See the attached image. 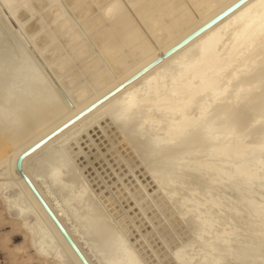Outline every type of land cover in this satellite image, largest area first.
I'll use <instances>...</instances> for the list:
<instances>
[{
    "label": "bare ground",
    "instance_id": "6f19581e",
    "mask_svg": "<svg viewBox=\"0 0 264 264\" xmlns=\"http://www.w3.org/2000/svg\"><path fill=\"white\" fill-rule=\"evenodd\" d=\"M63 2H64V4L66 5H64L65 7H69V9H72V13H74L75 14V19L76 20H78V23H76V24H78V27H76V29H72L74 26L70 23V20H68L67 18H65V17H63V16H65V12H63L62 11V14H61V9H60V6H55L52 2H51V0H0V6L6 11V13H8V15H11V17H12V19H11V21L14 19V21L15 22H17L18 23V25L19 26H21V30H22V32L23 33H25V34H27V38L30 40V38H31V40L32 41H30V42H32L31 43V46L34 48L33 50H35L36 52L35 53H40V59H41V61H42V63L43 64H46L47 66L49 65V71H50V74H51V76H52V78H54L55 80L56 79H58V77L60 78V76H61V74L63 73L64 74V72H65V70H64V67L66 68V66H67V68L68 67H71L72 68V65H73V67L75 68V66H77V64H79L80 66L78 67L77 66V68H80V70H81V72L78 70V69H74V71L76 72V70H78V72H80V73H82V75H84V79L83 78H81L82 76L80 75H78L80 78H78L77 77V74L76 73H78V72H76V73H74V71L72 70V74H75L76 75V77H74L75 75H73V77L72 78H75L76 80L77 79H80V80H82L83 79V81H85V82H83L82 83V81H81V84H77L76 85V81H75V79H74V83L72 82V78H71V75L67 78V76H68V74L70 73H68V71H69V68H68V70H67V73L68 74H64V76L65 77H61L62 79H60V81H59V83H58V85L61 87V89L63 90V92H65V93H67L68 92V96L67 97H69L68 99H70L71 100V102H73L74 103V105H76L75 103H77V105L79 104V103H81V105H79L78 107V109L74 112V114H72L71 116H67L68 118L70 117H73L76 113H78L79 111H81L82 109H84L87 105H89L90 103H92L93 101H95L96 99H98V98H96L95 100H93V101H91V102H89V103H87L89 100H90V98L91 97H93V95L96 93L95 91H97V90H99L100 88H103V87H107V90L104 92V94L106 93V92H108V91H110L111 89H113L115 86H117L119 83H121L122 81H124L125 79H127L128 77H130L131 75H127L125 78H123V79H121L120 81H117V82H115V83H113L112 84V82H113V80H115L116 79V77L117 78H119L125 71H127L130 67H134V66H132L133 65V63H134V65L136 64V63H138V69L136 70V71H138L139 69H141L142 67H144L146 64H148L150 61H152L153 59H155L156 57H158V56H160V54L164 51H166L167 49H169L171 46H173L174 44H176L177 42H179L181 39H183L184 37H186L187 35H189L191 32H193L194 30H196L198 27H200L201 25H203L204 23H206L207 21H209L211 18H213L215 15H217L218 13H220L222 10H224L226 7H228V6H230L232 3H234L236 0H62ZM56 2H57V0H56ZM54 3H55V0H54ZM58 3V2H57ZM247 3V2H246ZM59 4V3H58ZM245 4V3H244ZM249 4V5H248ZM60 5V4H59ZM248 5V6H247ZM263 6V9H264V0H249V3H247L246 4V6H247V10H249L250 9V12L248 13V14H250V13H254L255 11V9L253 10V12H251L252 10H251V8H256L255 6ZM246 6H243V8L242 9H244ZM257 6V7H258ZM0 7V8H1ZM45 10H44V9ZM47 8V9H46ZM262 8V7H261ZM41 9H43L44 10V13H43V15H41L42 13H40V15L41 16H43V21H44V23H45V25H42V26H47V28H49V31H45L44 29L45 28H43V27H41L45 32H47L46 34H41L40 32H42L43 30L41 29V28H38L39 27V24H41L40 22H42V21H40L39 20V18L42 20V18H41V16L38 18V20L40 21L39 22V24H38V26L36 27L35 26V20L33 19L34 18V16H35V13L37 12V10H41ZM63 9V8H62ZM69 9H68V11H69ZM240 9V8H239ZM242 9H240L239 10V12H240V14H241V16H243L242 14H244L245 13V11H247L246 9H244V10H242ZM258 8H256V11H259V10H261L260 9V7H259V10H257ZM241 10H242V13H241ZM42 11V10H41ZM40 11V12H41ZM263 12L261 13H259L260 15L258 16V17H256L257 16V14H256V16H255V13H254V15L253 16H255V18H252V14H251V18L252 19H254V20H250L249 21V24L247 25V23H248V20L249 19H251L250 18V15H249V18H246V20H245V23H246V26H247V31L245 32L244 30H242V31H244L245 33H243L242 31V33H240V34H237V33H235L236 35H234L233 34V36L231 37V38H226L227 37V35L225 36V34L227 33H225V34H218L217 32H218V29H223V27L221 26L220 28H219V25L220 24H222L227 18H223L222 20L223 21H220L219 22V24H215V26H212V28L211 29H208V31H206L204 34L202 33V35H201V37H202V39H203V36H205V35H207V37L203 40V41H199V44H198V46L192 51V50H189V51H191V52H189V51H187V49H188V47H189V45H186V47H183V49L181 48V50H179L178 51V53L177 54H179V56H180V53H181V56H185L186 55V53L188 52V56H186V57H188V62L190 61L191 62V66H193L192 67V69H193V71H192V69H191V71H192V73L191 74H193L192 76H193V80L195 81V82H197L199 79H200V76H201V72L203 71V72H205V74H208V79H209V77L210 78H214L215 77V75H217V71H214L215 69L214 68H212V67H214V66H212L211 65V61L209 62V59L210 58H212V57H214V56H212L213 54L216 56V52L215 51H217V48H219L220 46H222L223 47V43H224V40H226V41H228V43H229V40L228 39H230V42L231 43H233V44H231L230 46L231 47H233L234 49H236L235 50V52H236V54H243V51L245 50H249V53H250V51L251 52H253V53H251V54H253L252 56L249 54V56H250V58H249V62H248V64L247 63H245V64H243L242 62H240L239 61V59H238V61L242 64V66L243 65H245V66H243V68L245 69V68H248L247 70H246V73L244 72L245 70H243V71H241V69H243V68H240V67H242V66H240L239 68H240V70L238 69V70H236V66H237V68H238V62H237V64H236V62H235V67L233 68V70L235 69V74L234 75H237V73H241L242 72V75H240L239 76V74L236 76L237 77V79L235 80L234 78H233V76H232V73H233V70L232 71H228L227 70V72H226V70H225V72H223V70H222V72H223V76L221 75L220 77H218V78H220V79H218V78H216L215 77V79L214 80H216V79H218L220 82H222V85H224V86H229L230 85V82H231V85H230V89L231 88H233V87H231V86H234L233 84H234V81H236L235 83L236 84H238V86H235L233 89H234V91L233 90H231L232 92L230 93V91H228V92H226L225 91V93L227 94H224L225 96H220V97H222V98H219V97H216V98H219L220 100H215V101H218L217 103L218 104H216L215 105V103H213L216 107H214L215 109H212V107L209 109V110H212L211 111V113H210V111L208 110V107H207V110L209 111V114H206L207 116H209V117H206L205 116V118L204 117H202V118H204V121H206V118H210V119H214L213 121H215V120H218V121H216V122H218V123H215V122H213V123H215L216 125H214L215 127L212 129H209V126H208V128H206V129H204V128H201L200 129V127L202 126V124H201V126L200 127H198V126H196L197 127V129H195V131L193 130H191L192 131V133L188 130V132H190L189 133V135H190V138H192V141H194L195 143H197L198 141H203L202 139H204V140H206L205 138H206V136H205V138H203L204 136L203 135H207L208 134V136H209V134L211 135V139L213 138V140H214V138L216 137H214V136H212L213 134H214V132H215V134H221V133H219L220 132V129L223 127V126H228L231 130H225V128H227V127H225L224 129H223V131L225 130L226 131V133H227V135H224L223 133H225V131L221 134V137L220 138H222V144H224V140L226 141V139L228 138H230V139H232L233 138V135H231V132H233L232 130H236V128H237V126H241L242 125V123H243V120H245L246 121V119H248L249 118V116L251 115V114H253V115H251V116H255L254 114H256V115H258V117H259V115L261 116V120H259V118H258V120L261 122H259L260 124L258 125L257 123H255L256 124V126H251L252 124H250V126H248V127H262L263 125H264V81L263 82H256V83H250V86L251 87H253V90L251 91L250 90V92L248 91V92H244V90L243 89H245L244 88V85H243V83H246V82H248V80L249 79H251L252 77H255L256 75H258L259 73H261V74H264V61H262L261 59H263V57H264V42H262L263 41V39L262 38H264V10H262ZM39 12V11H38ZM70 12H71V10H70ZM234 12V11H233ZM238 12V11H237ZM248 12V11H247ZM37 14V13H36ZM64 14V15H63ZM231 14V13H230ZM240 14H238V15H240ZM63 15V16H62ZM72 15V14H71ZM245 15V17H246V13L244 14ZM228 16V15H227ZM233 16V15H232ZM231 16V17H232ZM234 16H236V13L234 14ZM241 16H239L240 18H241ZM90 17V18H89ZM230 17V18H231ZM237 17V16H236ZM235 17V19H237ZM244 17V16H243ZM244 17V18H245ZM247 17H248V15H247ZM69 18V17H68ZM74 18V17H73ZM240 18H238L239 20H240ZM231 19H233V18H231ZM231 19H229V20H231ZM234 19V20H235ZM242 19V18H241ZM75 20V21H76ZM228 20V21H229ZM239 20H238V22H239ZM244 20H243V26L244 27H246L245 26V24H244ZM72 22V21H71ZM77 22V21H76ZM226 22V21H225ZM236 22V21H235ZM231 23V22H230ZM237 23V22H236ZM240 23V22H239ZM10 24V23H9ZM12 24V23H11ZM228 24V23H227ZM224 25H225V23H224ZM234 25H236V24H234ZM240 25V24H239ZM12 26V25H11ZM41 26V25H40ZM71 26H72V28H71ZM226 26V25H225ZM232 26H233V22H232ZM242 26V27H243ZM74 27V28H75ZM229 27H231V26H229ZM232 28V27H231ZM234 28H236V27H233V29H230V30H235ZM238 28V27H237ZM239 28H241V27H239ZM238 28V29H239ZM38 30V33L37 32H35L36 33V35L34 34V32L33 31H37ZM224 29H225V27H224ZM228 29V28H227ZM228 29V30H229ZM243 29V28H242ZM245 29V28H244ZM40 30H42V31H40ZM226 30V29H225ZM229 30V32L231 33L232 31H230ZM246 30V29H245ZM19 31H20V29H19ZM18 31V32H19ZM42 32V33H45V32ZM221 31V30H220ZM223 31V30H222ZM236 31H237V29H236ZM235 31V32H236ZM33 32V33H32ZM225 32V31H224ZM223 32V33H224ZM238 32H239V30H238ZM21 33V32H20ZM216 33H217V35H216ZM234 33V32H233ZM19 34V33H18ZM17 34V35H18ZM22 34V33H21ZM34 34V35H33ZM22 35H24V34H22ZM30 35H33V36H30ZM229 35V34H228ZM260 35H261V37H260ZM65 36V38H63ZM230 36H231V34H230ZM17 37V36H16ZM23 37H25V36H23ZM201 37H200V40H201ZM257 37L259 38V39H261V41L259 40V39H257ZM63 38V40H60V39H62ZM89 39V40H88ZM197 39V38H196ZM256 39H257V41L259 40L262 44L261 45H263V46H261V45H259L260 44V42H259V44H256V46H252L253 45V42H254V40H255V42H257L256 41ZM19 40H21V39H19ZM58 40V41H57ZM199 40V39H198ZM58 42V43H56V42ZM86 41H90V43L93 45V47L95 48V52H93L94 54H92V52H90V50H91V48H90V50L88 49V44L86 43ZM225 41V42H226ZM19 42V41H18ZM22 42V41H21ZM60 42V43H59ZM195 43H197L196 41H194ZM54 43V44H53ZM56 43V44H55ZM191 43H192V41H191ZM227 43V42H226ZM193 45H194V43H192ZM255 44V43H254ZM61 45H63L62 47H59V46H61ZM88 45V46H87ZM192 45V46H193ZM227 45H229V44H227ZM261 46L262 47V49H263V51H262V53L260 52V51H257V49L256 48H258L257 46ZM191 46V45H190ZM191 46V47H192ZM196 46V45H195ZM224 46H226V45H224ZM65 47V48H64ZM68 49H67V48ZM189 48V49H192V48ZM254 47V49L258 52V53H261L262 55H263V57H262V55L261 54H255V52L251 49V48H253ZM62 48H64V49H67V50H69V52L71 51V53H68V54H65L64 55V57H65V59L64 58H62V60H60V61H57V60H54L55 59V57H57V55L58 54H60V50L62 51ZM221 48V47H220ZM226 48V47H225ZM229 48V50H230V47H228ZM260 48V47H259ZM258 48V49H259ZM63 49V50H64ZM166 49V50H165ZM234 49L232 50L231 49V51H234ZM222 50V49H221ZM224 50H226V49H224ZM223 50V52H227V50L226 51H224ZM125 51L127 52L126 54H125ZM162 51V52H161ZM244 51V52H245ZM63 52V51H62ZM66 53L68 52V51H65ZM218 52V51H217ZM234 52V53H235ZM123 53H124V55H123ZM229 53V52H228ZM246 53V52H245ZM248 53V52H247ZM218 54V53H217ZM220 54H222V53H220V50H219V56H221ZM224 54H226V53H223V55ZM175 55V54H174ZM174 55H171L170 57H168L167 59H165L164 61H162L160 64H158L157 66H155L154 68H152L150 71H148L146 74H144V75H142L140 78H138L137 80H135L134 82H132L130 85H128V86H126L123 90H121L119 93H117L116 95H114L113 97H111L110 99H108L107 101H105L104 103H102L99 107H97L95 110H93L92 112H90L88 115H86L85 117H83L82 119H80L78 122H76L75 124H73L71 127H69L67 130H65L64 132H62V134L59 136L58 135V137H57V140H55L56 138H54V140L52 141L51 140V142H49L46 146H44L43 148H42V150H39L36 154H34V155H37L38 154V156L36 157V159L34 158L33 159V161L34 162H36V163H38V165L40 164V165H42L43 164V167L44 166H46L47 168H48V171H49V166H47V165H50L51 164V161H53L51 158L52 157H55L56 156V154L55 155H52L53 153H55L56 151H57V148L59 147L60 148V146L61 145H63L65 142H66V140L69 138V137H71V136H74L75 134H77L81 129H82V127L84 128V125H89L88 127H86V128H84V130L83 131H85V129L86 130H89L88 128H92L93 126H95V124L97 125L98 123V121L101 119V120H103L102 118H103V116H105V115H102V114H104L105 112L107 113V112H109V110L114 106V104L116 103V100L117 99H119L120 98V96L121 95H123L125 92H127V91H130L132 88H134V86L135 85H138V83H139V81H141L142 79H144L146 76H148L149 74H151L148 78H146V79H144V81H145V83H146V81H148V80H150V79H153L154 80V78L156 79V77H160V76H158V74L160 75V73L161 72H159L158 70L157 71H155L160 65H164V64H166V63H168L170 60H172V58L174 57ZM231 56L232 55V57H228V56ZM229 55L227 56L229 59H231V58H234L233 57V54H231V52L229 53ZM238 55H235L234 54V56L236 57V56H238ZM244 55V54H243ZM243 55H242V58H243ZM256 55L257 56H259L260 57V55H261V61L262 62H260L259 61V59H258V57H256ZM59 57H60V55H58ZM71 56H74V58L73 57H71ZM177 56V55H176ZM175 56V57H176ZM180 56V57H181ZM212 56V57H211ZM226 56V55H225ZM224 56V57H225ZM240 56V55H239ZM248 56V55H247ZM58 57V58H59ZM67 57V58H66ZM174 57V59H176V58H178V56L175 58ZM179 57V58H180ZM215 58V57H214ZM223 58V57H222ZM228 58H226V59H228ZM239 58H241V57H239ZM241 58V59H242ZM257 58V59H256ZM61 59V58H60ZM173 59V60H174ZM182 59H185V57H183ZM181 59V60H182ZM215 59H218V58H215ZM215 59H213V61L215 60ZM225 59V60H226ZM228 59V64H229V61H230V64L231 63H233L232 61L234 60H229ZM237 59H235V60H237ZM59 60V59H58ZM176 60H178V59H176ZM176 60H175V62H176ZM187 60V59H186ZM218 60H222V59H218ZM224 59L222 60V63L224 62V63H226L227 62V60L225 61ZM243 60V59H242ZM241 60V61H242ZM56 61V62H55ZM131 61H132V63H131ZM217 61V60H216ZM214 62V64L216 63L217 64V62H219V61H217V62ZM258 61L260 62L259 64H260V69L257 71L256 70V66L258 65L257 63H258ZM131 64H130V63ZM140 62H142L141 64H139ZM171 62H173V61H171ZM185 62V61H184ZM184 62H180V63H184ZM102 63L106 66V69L108 70L107 72H106V70L105 71H103V70H101V66H103L102 65ZM129 63V64H128ZM178 63H179V61H178ZM213 63V62H212ZM221 63V62H220ZM220 63H218V64H220ZM262 63V64H261ZM74 64H75V66H74ZM169 65H170V63H168ZM175 64V63H174ZM186 64H188V63H186ZM137 65V64H136ZM171 65H172V63H171ZM170 65V66H171ZM263 65V66H262ZM105 66L103 67V69L105 68ZM164 66H167V65H164ZM169 66V67H170ZM177 66H178V64H177ZM183 66V65H182ZM182 66H179L180 68L182 67ZM189 66V65H188ZM188 66H186V67H188ZM190 66V67H191ZM215 66H218V65H215ZM224 66V65H223ZM230 66V65H229ZM228 66V68H229V70H230V68L231 67H229ZM231 66H234V63H233V65L231 64ZM259 66V65H258ZM258 66H257V68H258ZM169 67H167L168 69H169ZM175 66L173 65L172 67H170L173 71H172V73H174L175 71V69H173ZM184 67V66H183ZM220 67H222V66H219L218 68L220 69ZM225 67L227 68V66H226V64H225ZM224 67V69H226ZM70 68V69H71ZM165 68V67H164ZM163 68V69H164ZM166 68V69H167ZM176 68V67H175ZM215 68H217V67H215ZM3 69V68H2ZM167 69V70H168ZM171 69H170V71H171ZM179 68H177V70H178ZM184 69H186V68H184ZM183 69V70H184ZM214 69V70H213ZM223 69V68H222ZM167 70H166V72H167ZM177 70H176V72H177ZM188 70H190V69H188ZM221 70V69H220ZM6 71V70H5ZM181 71H182V69H181ZM186 71V70H185ZM219 71V70H218ZM236 71H238V72H236ZM7 72H9V71H7ZM109 72V73H108ZM164 72V71H163ZM180 72V71H179ZM179 72H177L178 74H179ZM188 72V71H187ZM190 72V71H189ZM188 72V73H189ZM216 72V74L215 75H212L213 73H215ZM220 72V71H219ZM218 72V74L220 75V73ZM230 72H232L231 74H230ZM244 72V73H243ZM258 72V73H257ZM6 73V72H5ZM95 74L96 73V75L95 76H93L94 77V82H89V81H87V77L85 78V76H89L90 74ZM110 73L112 74V76H110ZM135 73V72H134ZM169 73V72H168ZM167 73V74H168ZM176 73V74H177ZM181 73V72H180ZM186 73V72H185ZM227 73H229L232 77H230V78H233L234 79V81H233V84H232V80H230L229 79V85H228V82H227V84L225 85L224 83H223V81H221V79H222V77L223 78H225V80H227L228 78H229V76H227V75H229V74H227ZM10 74V73H9ZM8 74V75H9ZM71 74V73H70ZM79 74V73H78ZM166 74V73H165ZM166 74V75H167ZM170 74V73H169ZM204 74V73H203ZM226 74V75H225ZM1 75V74H0ZM8 75H5V76H7L8 77ZM161 75H163V76H165L164 75V73L163 74H161ZM172 75V74H171ZM181 75V74H180ZM180 75H176L177 77L179 76L180 77ZM187 75H190V74H187ZM218 75V76H219ZM162 76V79L164 78ZM168 76V75H167ZM183 76V75H182ZM192 76H190V77H192ZM204 76H207V75H204ZM212 76V77H211ZM7 77L5 78V80L7 79ZM17 77V76H16ZM91 77V76H90ZM166 77V76H165ZM172 77H175V74H174V76H172ZM187 77V76H186ZM228 77V78H227ZM235 77V78H236ZM2 78V77H1ZM3 78H4V76H3ZM18 78V77H17ZM92 78V77H91ZM91 78H90V80H91ZM181 78V77H180ZM179 78V80H181ZM184 78V77H183ZM182 78V79H183ZM189 78V77H188ZM12 79V78H11ZM20 79V78H19ZM72 79V80H71ZM160 79V78H159ZM190 79V78H189ZM206 78H204V80H205ZM21 80V79H20ZM79 80V81H80ZM117 80V79H116ZM174 80H176L175 78H174ZM2 81L3 80H1V83H2ZM7 81V80H6ZM12 81V80H11ZM177 81V80H176ZM188 81H190V80H188ZM199 81H201V80H199ZM207 81V80H206ZM209 81H210V79H209ZM16 82V81H15ZM14 82V84L13 85H17V83H15ZM155 82V81H154ZM158 81H156V83H157ZM205 82V81H204ZM213 82V81H212ZM214 82H216V81H214ZM4 83V82H3ZM21 83H22V81H21ZM150 83V82H149ZM148 83V84H149ZM175 83V82H174ZM194 83V82H193ZM199 83V82H198ZM201 83V82H200ZM208 83V81L206 82V84ZM216 83H218V82H216ZM10 84V83H9ZM26 84V83H25ZM74 84V85H73ZM153 84V83H152ZM155 84V83H154ZM173 84V83H172ZM172 84H171V86H172ZM186 84V83H185ZM203 84V83H202ZM212 84V83H211ZM215 84V83H214ZM235 84V85H236ZM252 84V85H251ZM151 85V84H150ZM174 85V84H173ZM190 85V84H189ZM189 85H188V90H189ZM197 85V84H196ZM201 85V84H200ZM199 85V86H200ZM205 85V84H204ZM204 85H202V87L204 86ZM219 85H221V83L220 84H216V87H217V89H218V91H219V87H222L223 88V86H219ZM5 86V85H4ZM179 86V85H178ZM182 86V85H181ZM185 86V85H184ZM193 86H194V84H193ZM198 86V85H197ZM196 86V87H197ZM206 86V85H205ZM204 86V87H205ZM211 86V85H210ZM213 86V85H212ZM215 86V85H214ZM227 86H226V88H227ZM7 87H9V86H7ZM24 87V86H23ZM187 87V86H186ZM191 87V86H190ZM11 88H12V86H11ZM27 88H28V86H27ZM175 88V87H174ZM194 88H195V86H194ZM193 88V89H194ZM207 88V87H206ZM208 88L209 89H211L209 86H208ZM214 88V87H213ZM222 88H220V89H222ZM229 88H228V90H229ZM4 89V88H3ZM173 89V88H172ZM178 89V88H177ZM202 89H204V88H202ZM201 89V90H202ZM8 90V89H7ZM14 89H12L11 91H13ZM24 90V89H23ZM29 90V89H28ZM27 90V91H28ZM180 90V89H179ZM191 90H192V88H191ZM191 90H189V91H191ZM195 90H196V88H195ZM194 90V91H195ZM200 90V89H199ZM208 90V89H207ZM224 90H226V89H224ZM4 91V90H3ZM26 91V92H27ZM134 91V90H133ZM181 91V90H180ZM188 91V92H189ZM194 91L192 90V92H190V93H185L182 97H183V99H182V101L181 100H179V101H181V105H179V107H177V109H173V108H168L167 109V111L168 112H173V114H178V116H181L180 114L184 111V107H185V105H187L189 102H190V100H192V99H194L195 100V98H193L192 96H193V94H195L194 93ZM203 91V90H202ZM212 91H215V90H213L212 89ZM211 91V92H212ZM5 93L6 92H8V93H11V92H9V91H4ZM20 93L22 92V91H19ZM32 92V91H31ZM95 92V93H94ZM132 92V91H131ZM173 92V91H172ZM187 92V91H186ZM203 92H205V91H203ZM208 92V91H207ZM220 92V91H219ZM1 93H2V95H3V92H0V100H1V98H2V96H1ZM8 93H6L5 95L7 96V97H10L9 95H11V94H9L8 95ZM19 93V94H20ZM128 93H130V92H128ZM135 93V92H134ZM182 93V92H181ZM197 93V92H196ZM209 93V92H208ZM213 93V92H212ZM223 93V92H222ZM18 92L16 93V96L18 97ZM28 94V93H27ZM27 94H25V95H27ZM33 94V93H32ZM103 94V95H104ZM205 94V95H204ZM204 94H202L203 95V98L205 97V96H208L207 95V93L205 92ZM13 95H15V91H14V94H12L11 96L13 97ZM29 95V94H28ZM131 95H132V93H131ZM181 95V94H180ZM199 95V94H198ZM220 95V94H219ZM5 96V97H6ZM29 96H31V95H29ZM129 96V95H128ZM211 96V95H210ZM16 97V98H17ZM22 97V96H21ZM23 97H25V96H23ZM27 97V96H26ZM132 97H134V96H132ZM199 97H201L200 95H199ZM211 97H213V96H211ZM15 98V97H14ZM14 98H12V99H14ZM128 98V97H127ZM135 98V97H134ZM192 98V99H191ZM208 98V97H207ZM210 98V97H209ZM6 99V98H5ZM5 99L3 98V102H4V106H5ZM20 99V98H19ZM19 99H15L16 101L17 100H19ZM215 99V98H214ZM14 100V101H15ZM26 100H27V98H26ZM40 100V99H39ZM69 100V101H70ZM197 100V99H196ZM198 100H199V98H198ZM205 100V99H204ZM210 101H212L211 99H209ZM208 100V101H209ZM2 101H0V103H3ZM7 101H8V99H7ZM9 101L10 102H12L11 101V98L9 99ZM8 101V102H9ZM159 101V100H158ZM178 101V102H179ZM202 101V100H201ZM206 101V100H205ZM205 101H204V103H205ZM208 101H207V103H208ZM228 101V102H227ZM84 102V103H83ZM131 102V101H130ZM169 102V101H168ZM167 102V103H168ZM177 102V103H178ZM193 102V101H192ZM87 103V104H86ZM127 103H128V101H127ZM132 103V102H131ZM160 103V102H159ZM170 103V102H169ZM202 103V102H201ZM210 103V102H209ZM224 103V105H220V104H223ZM8 104V103H7ZM13 104H19V102L17 101V103H15V102H13ZM13 104H10L9 103V105H10V107L12 106V109L9 111H7L6 109H9V107H7L6 108V106H5V111L6 112H9V114L8 113H6V112H3L4 113V116L7 114V117L5 116V119H7L8 117H11L12 116V114L14 113L15 114V116H16V122H17V120L20 122V119L22 118L23 119V117H22V115H20L21 113H23V114H25L24 113V111L23 110H21V109H19V108H22L23 109V106H18L19 108H17L15 105H14V107H16V109L18 110H16V111H14L13 109H14V107H13ZM22 104V103H21ZM72 104V103H71ZM134 104V103H133ZM149 104V103H148ZM156 104V103H155ZM165 104V103H164ZM172 104V103H171ZM179 104V103H178ZM190 104V103H189ZM211 104V103H210ZM212 104V106H214ZM8 105V106H9ZM22 105H24V104H22ZM29 105V104H28ZM34 104H32L31 106H33ZM36 105V104H35ZM73 105V104H72ZM121 105V104H120ZM123 105H126V104H123ZM151 105H153V103L151 104ZM157 105V104H156ZM167 105V104H166ZM166 105L164 106V107H166ZM173 105V104H172ZM172 105H171V107H172ZM201 105H203V103L201 104ZM205 105V104H204ZM209 105V104H208ZM3 106V104L1 105L0 104V109H1V111H0V114H1V112L2 111H4L2 108ZM30 106V105H29ZM158 106H159V104H158ZM157 106V107H158ZM160 106H161V103H160ZM177 106V105H176ZM190 106V105H189ZM34 107V106H33ZM46 107V106H45ZM115 107V106H114ZM117 107V106H116ZM129 107V106H128ZM155 107V106H154ZM156 107V108H157ZM162 107V110H164L163 108V106H161ZM167 107H170V105L169 106H167ZM188 107V106H187ZM36 108V107H35ZM51 108V107H50ZM124 108V107H123ZM122 108V109H123ZM126 108V107H125ZM152 109H153V107H151ZM190 108V107H189ZM198 108V107H197ZM196 108V109H197ZM200 108H201V106H200ZM25 109V108H24ZM27 109V108H26ZM29 109H31V108H29ZM117 109V108H116ZM148 109V108H147ZM150 109V108H149ZM14 112H13V111ZM22 112H21V111ZM37 110V109H36ZM47 110V109H46ZM45 110V111H46ZM50 110V109H49ZM156 110V109H155ZM166 110V109H165ZM245 111V113L243 114V116L241 115V117H242V119H240V120H235L234 119V114H236V113H238L239 111ZM246 110L248 111V112H246ZM12 111V112H11ZM20 111V112H19ZM27 111H28V109H27ZM111 111V110H110ZM113 111V110H112ZM124 111H125V109H124ZM139 111H142V110H139ZM146 111V110H145ZM153 111V110H152ZM188 111V110H187ZM241 111H240V113H241ZM40 112V111H39ZM47 112V111H46ZM46 112L44 113V114H46ZM130 112V111H129ZM143 112V111H142ZM142 112H141V114H142ZM148 112H150V111H148ZM155 112V111H154ZM165 112V111H164ZM202 112V114L204 115V113H203V111H201ZM3 113L0 115V116H2L3 115ZM10 113H12L11 114V116H10ZM16 113H18L17 115H16ZM35 113H36V111H35ZM41 113V112H40ZM105 113V114H106ZM131 113V112H130ZM136 113H139L138 111L136 112ZM153 113V112H152ZM162 113V112H161ZM208 113V112H207ZM243 113V112H242ZM13 114V115H14ZM31 114H32V112H31ZM47 114H49V112L47 113ZM108 114H110V112L108 113ZM117 114V113H116ZM129 114V113H128ZM165 114H166V112H165ZM196 114H199V113H196ZM202 114H200V115H202ZM9 115V116H8ZM21 116V118H18L17 119V117L18 116ZM35 115V114H34ZM34 115H32L33 117H34ZM114 115H115V113H114ZM135 115V114H134ZM144 115H146L145 113H144ZM149 115H152V114H149ZM169 115V114H168ZM187 116L189 115V114H186ZM14 116V117H15ZM19 116V117H20ZM24 116V115H23ZM26 116V115H25ZM25 116H24V120L25 121H23V122H25V123H28V122H26V119H28V116H26L27 118L25 119ZM31 116V115H30ZM29 116V117H30ZM44 116H46V115H44ZM101 116V117H100ZM106 116H107V114H106ZM110 116H112V115H110ZM130 116H132V115H130ZM147 116V115H146ZM163 116V115H162ZM177 116V115H176ZM197 116V115H196ZM250 116V117H251ZM3 117V116H2ZM38 117V116H37ZM42 117V116H41ZM66 117V118H67ZM114 117V116H113ZM133 117V116H132ZM164 117V116H163ZM166 117H169V116H166ZM165 117V118H166ZM172 117V116H171ZM170 117V118H171ZM183 117V116H182ZM182 117H178V119H176V120H178V121H176V123L174 122L173 123V125L172 126H170L169 127V125H168V128H166V134L168 135V133H167V131L169 132V133H172V131H178L179 130V133L182 135V133H185V129H187L186 127H188V125L190 126V122H191V120H185V119H187V118H182ZM188 117H190V115L188 116ZM195 117V116H194ZM13 118V117H12ZM12 118H9L10 120H12ZM66 118H63V119H60L57 123H56V125H58V124H61ZM67 118V119H68ZM69 118V119H70ZM129 118V120H130V117H128ZM134 118V117H133ZM146 118V117H145ZM147 118H148V116H147ZM160 118H162V117H160ZM191 118V117H190ZM252 118V117H251ZM251 118H249V119H251ZM255 118V117H254ZM0 119H1V117H0ZM32 119V118H31ZM36 119H38V118H36ZM108 120H109V118H107ZM106 119V120H107ZM168 119V118H167ZM197 119H198V117H196V119H195V122H197ZM210 119H207V120H210ZM239 119V118H238ZM1 120H3V118L1 119ZM10 120H7V122L8 121H10ZM45 120V119H44ZM104 120H105V118H104ZM105 120V121H106ZM113 120H115V119H113ZM128 120V121H129ZM132 120V119H131ZM130 120V121H131ZM134 121H135V119H133ZM160 120V119H159ZM166 120V119H165ZM173 120V119H172ZM194 120V119H193ZM199 120V119H198ZM211 120V121H212ZM257 119H256V121H258ZM15 121V119L13 120V122ZM28 121H32V120H30V118H29V120ZM110 121V120H109ZM111 121H112V119H111ZM163 121V120H162ZM203 120H201V122H204ZM210 121V122H211ZM255 121V122H256ZM7 122H6V124H7ZM16 122H14V123H16ZM22 122V123H23ZM34 122V121H33ZM33 122H31V123H33ZM41 122H42V120H41ZM44 122V121H43ZM66 122V121H65ZM103 122V121H102ZM116 122V121H115ZM120 122V121H119ZM121 122H123L122 120H121ZM127 122V121H126ZM132 122V121H131ZM138 122H140V121H138ZM150 122V121H149ZM152 122H154L153 120H152ZM168 122H170V121H168ZM172 122V121H171ZM170 122V123H171ZM199 122V121H198ZM209 122V124H211ZM250 122V121H249ZM252 122V121H251ZM18 123V122H17ZM17 123H16V126H17ZM25 123H23L22 125L24 126V124ZM30 123V122H29ZM38 123V122H37ZM104 123V122H103ZM136 123H137V121H136ZM136 123H133V124H136ZM143 123V122H142ZM161 123V122H160ZM1 124V123H0ZM9 124H11V125H9ZM12 124L13 123H11V121L8 123V125L7 126H11V130H12V133H10L12 136H14L15 134H18V132H17V130H18V128H20V127H14V126H12ZM19 124L20 123H18V126H19ZM35 124V123H34ZM34 124H32L33 126H34ZM63 124V123H62ZM101 124V123H100ZM99 124V125H100ZM113 124V123H112ZM126 123H123V125H125ZM133 124H131L132 126H133ZM145 124V123H144ZM162 124L163 123H161V126H162ZM168 124V123H167ZM198 124V123H197ZM204 124H207L208 125V122L207 123H205L204 122ZM249 124V123H248ZM2 125V124H1ZM15 125V124H14ZM31 125V126H32ZM41 126H42V124H40ZM47 125V124H46ZM49 125V124H48ZM55 125V124H54ZM53 125V126H54ZM99 125H97L98 127H99ZM104 126H105V124H103ZM137 125V124H136ZM139 126L141 125V124H138ZM157 125V124H156ZM166 125V124H165ZM192 125V124H191ZM196 125V124H195ZM212 125V126H213ZM38 126H39V123H38ZM37 126V127H38ZM40 126V127H41ZM53 126H50L49 127V129H46V127L44 128V129H46V131H43L42 129V132L39 134V135H35V133H33L34 135H35V137H33L31 140H32V142H31V140L28 142V143H30V145L27 147V148H29L30 146H32L34 143H36L37 141H39L40 139H42L43 137H45L48 133H50L51 132V130L53 129L52 127ZM60 126V125H59ZM107 126V125H106ZM105 126V127H106ZM129 126V125H128ZM131 126V127H132ZM142 126H144V125H142ZM145 126H147V125H145ZM150 125H148L147 127H149ZM152 126V125H151ZM150 126V127H151ZM158 126V125H157ZM160 126V125H159ZM205 126V125H204ZM2 127H4L3 125L1 126V128ZM6 127V126H5ZM22 127V126H21ZM39 127V128H40ZM96 127V126H95ZM97 127V130L100 128V130H98V131H101V127H103L102 125H101V127H99L98 128ZM125 127V126H124ZM127 127V126H126ZM166 127V126H165ZM203 127V126H202ZM207 127V126H206ZM236 127V128H235ZM1 128H0V130H1ZM6 128H8V127H6ZM6 128H3V129H5L6 130ZM15 128V129H14ZM34 128H36V125L34 126ZM33 127H32V129H34ZM38 128V129H39ZM41 128H43V127H41ZM57 128V127H56ZM90 128V129H91ZM109 128H110V126H109ZM117 128H119V127H117ZM121 128V127H120ZM136 128V127H135ZM139 128V127H138ZM160 128V127H159ZM229 128H227V129H229ZM263 128V127H262ZM2 129V130H3ZM9 129V128H8ZM16 130V133L15 134H13V132H15L14 130ZM105 129V128H104ZM106 129H108V128H106ZM127 129V128H126ZM146 129H148V128H146ZM150 129V128H149ZM148 129V130H149ZM151 129H152V127H151ZM154 129V128H153ZM158 129V128H157ZM164 129V128H163ZM189 129V128H188ZM194 129V128H193ZM208 129L210 130V131H214L212 134L210 133V131H208ZM221 129V130H222ZM241 129V128H240ZM248 129V128H247ZM251 128H249L248 130H250ZM1 130V131H2ZM11 130L9 129V131L11 132ZM20 130V129H19ZM22 130V129H21ZM20 130V131H21ZM35 131H39V130H37V129H34ZM54 130V129H53ZM52 130V131H53ZM109 130V133L110 132H113L112 130L110 131V129H108ZM116 130H118V129H116ZM139 130H141L140 128L138 129V131ZM143 130V129H142ZM162 130V129H161ZM115 131V130H114ZM152 131V130H151ZM150 131V132H151ZM157 131V130H156ZM163 131V130H162ZM204 131V132H203ZM239 131V130H238ZM251 131H252V129H251ZM259 131V130H258ZM257 131V132H258ZM261 131L262 130H260V132H258V134L256 135V136H260L261 134H263V131H262V133H261ZM4 132V134H5V132L6 131H2V132H0V133H3ZM7 132H8V130H7ZM7 132H6V135H7ZM87 132V131H86ZM85 132V133H86ZM91 132V131H90ZM96 131H94V133H95ZM102 132V131H101ZM101 132H99V134L101 133ZM103 132H104V130H103ZM102 132V133H103ZM108 132V131H107ZM118 132H119V130H118ZM165 132H163V133H165ZM194 132V133H193ZM205 132H209V133H206L205 134ZM237 132V131H236ZM22 133V131L20 132V136H22L23 137V134H21ZM37 133V132H36ZM105 133H106V131H105ZM109 133H106L107 135L109 134ZM121 133V132H120ZM124 133V132H123ZM136 133H137V131H136ZM145 134V132L144 131H142V135H144ZM149 133V132H148ZM157 132H155V134H153L154 136L155 135H158V134H156ZM162 133V132H161ZM178 133V132H177ZM204 133V134H203ZM225 133V134H226ZM234 133V132H233ZM232 133V134H233ZM256 133V132H255ZM259 133H261V134H259ZM9 134V135H10ZM91 134V133H90ZM89 134V135H90ZM92 134H93V131H92ZM91 134V137L93 136ZM111 134V133H110ZM122 134V133H121ZM120 134V135H121ZM139 134H141V133H139ZM166 134H164V135H166ZM198 134H202L201 136H203L202 137V139L201 140H199L200 139V137L201 136H197ZM85 135H88V133L87 134H85ZM89 135H88V137H89ZM98 135V134H97ZM96 135V136H97ZM103 135H104V133H103ZM102 135V136H103ZM106 135V138L107 137H109V136H107ZM128 135V134H127ZM136 135V134H135ZM138 135V134H137ZM136 135V136H137ZM175 135V134H174ZM187 135H188V133H187ZM188 135V136H189ZM229 135H230V137H229ZM264 135V134H263ZM263 135H261V136H263ZM2 136V135H1ZM16 136V135H15ZM33 136V135H32ZM32 136H30V137H32ZM95 135H94V137H96ZM99 136V135H98ZM101 136V137H102ZM105 136V135H104ZM161 137H159V136H155L153 139H152V137H150L152 140L150 141V143L147 141V143H149L150 144V147H151V150H153L154 152H155V155H156V153H157V151H160V149H162V148H164L165 146H168V145H172L174 142H175V140H177L178 139V137L176 136V137H171V134L169 135V136H162V135H160ZM173 136V135H172ZM188 136L187 137H185L184 138V143L186 142V140L187 139H189L190 140V142H192L191 141V139L190 138H188ZM197 136V137H196ZM207 136V137H208ZM220 136V135H219ZM218 135H217V142L215 143V141H214V143L217 145V144H219V143H221V140H220V142H219V140H218V137H219ZM223 136H225L226 138L224 139L223 138ZM231 136H232V138H231ZM4 138H5V136H3ZM2 137V138H3ZM19 137V136H18ZM17 137V138H18ZM22 137H19V140H21V138ZM61 137V138H60ZM101 137H100V139H101ZM116 137V136H115ZM127 137H129V135L127 136ZM133 137H134V135H133ZM132 137V138H133ZM180 137H184V136H180ZM195 137V138H194ZM199 137V138H198ZM210 137V136H209ZM208 137V138H209ZM264 137V136H263ZM7 138H8V136H7ZM6 138V139H7ZM9 138H10V136H9ZM9 138H8V141H10L9 140ZM17 138H16V141H17ZM29 138V137H28ZM27 138V139H28ZM58 138H60L59 140H58ZM93 138V137H92ZM91 138V139H92ZM98 138V137H97ZM103 139L105 138V137H102ZM137 138V137H136ZM135 138V139H136ZM196 138L198 139V141H196ZM256 138V137H255ZM260 138V137H259ZM1 139V138H0ZM11 139V138H10ZM26 139V140H27ZM91 139H88V140H90L91 141ZM95 139V138H94ZM94 139H92V140H94ZM99 139V138H98ZM97 139V140H98ZM127 139H129V138H127ZM134 139V140H135ZM141 139V138H140ZM147 139H148V137H147ZM186 139V140H185ZM211 139H207L208 141L206 142V145H207V143H211ZM229 139V140H230ZM3 140V139H2ZM18 140V141H19ZM108 140V139H107ZM115 140V139H114ZM179 140H181V139H179ZM209 140H210V142H209ZM253 140V139H252ZM13 141H15V140H13ZM24 141V140H23ZM56 141V143L55 144H53V142H55ZM96 141V140H95ZM103 141V140H102ZM101 141V142H102ZM111 141V140H110ZM132 141H133V139H132ZM132 141H129V142H132ZM140 141V140H139ZM183 141V140H182ZM188 141V140H187ZM256 141V140H255ZM257 141H259L258 140V138H257ZM262 141H264V140H260V142H262ZM2 142V141H1ZM12 141H10V143H11ZM21 142V141H20ZM91 142H93V141H91ZM97 142V141H96ZM104 143H105V141H103ZM108 142V141H107ZM114 142V141H113ZM123 142V141H122ZM134 142V141H133ZM178 144H184V143H180L181 141H176ZM176 142L174 143L175 145H176ZM189 142V141H188ZM194 142H192L193 144H195ZM205 142L203 141L202 142V144L204 143L205 144ZM219 142V143H218ZM227 142H228V140H227ZM14 143V142H13ZM94 143V142H93ZM93 143H92V145H93ZM100 143V142H99ZM98 143V144H99ZM140 143V142H139ZM138 143V144H139ZM145 143V142H144ZM146 143V144H147ZM213 143V144H214ZM229 143V142H228ZM2 144V143H1ZM114 144V143H113ZM117 144V143H116ZM188 145H189V143H187ZM186 143L184 144V147H185V145H187ZM192 144V145H193ZM198 144H200V146H204V145H202L200 142H198L197 144H196V146H198V147H196L197 148V150H199V145ZM214 144V145H215ZM221 144V145H222ZM229 144H232L231 145V147H234V148H230L231 149V151L233 150V152H234V149L237 151V150H239V146H240V144L241 143H239V146H237V148L238 149H236V142H235V144H233V142H231V143H229ZM254 144V143H253ZM257 144H258V142H257ZM257 144H256V147H257ZM16 145V144H15ZM91 145V144H90ZM97 145V144H96ZM106 145V144H105ZM108 145V144H107ZM142 145V144H141ZM170 145V146H171ZM175 145H173V146H175ZM210 145V144H209ZM221 145H219V147L217 146V147H215V149H219V151L222 149H225V147L228 145V144H224V145H226V146H223V148L221 147ZM235 145V146H234ZM238 145V144H237ZM247 146H245V147H249V150H250V153H249V150H245V151H247L246 153L248 154L247 156H243L242 154H243V152L244 151H241L242 150V147L243 146H240V148H241V152H242V154H241V152L239 151L238 152V154H237V152H235V154L234 153H232L233 155H239V153L241 154L240 156H241V158H239V160H238V156H237V159H234V160H238L237 161V164H236V162L234 161L233 162V164L235 163V165L236 166H234L232 163H231V161H229L231 158H232V154H230V156L231 157H229V156H226V157H229L228 158V162H225V163H227V164H225L224 163V161H227V160H224V161H221V163H218L217 161H219V160H214L215 162L213 163V155L215 156L217 153H218V150H213L212 151V149H213V147L214 146H212L211 145V148L212 149H210L209 150V148H208V151L209 152H207V154H206V156H204L205 157V159L203 158V160H198L199 158H202V156L201 157H199L198 159H193V158H195L194 156H193V154L195 155V153H192L191 151H190V154H192V155H190L189 154V151H187V153L186 154H183V155H185V156H187V154L188 155H190L189 157L191 158V159H193V160H196L197 162H196V165H198L197 166V168H195L196 170V174H198L197 173V171L199 172V173H201V176L199 177V179L197 180H195V182L194 183H192L193 181H191L189 178H188V174H187V171H186V177L185 178H188L189 180H187L186 181V179H185V181L183 182V180H182V182H181V186L179 187L180 188V190H178V191H181V189L183 188V187H186V188H188L187 186H189V185H192V184H195V186H196V184L199 186V187H201L203 184L205 185L204 187H205V190L203 191V190H201V191H203L204 193V195H208L209 193H211L210 191L213 189V188H217V187H221L222 189H223V191L225 192V196H226V194L227 195H229V196H231V198L232 197H234V196H238L239 198H237L236 200V203H233V202H231V203H233L232 205H234V208H239L240 209V207L241 206H248L249 207V215H250V221H251V226H253V227H255L256 228V231L254 232V233H249V238H251V239H253V240H255L257 243H258V245L259 246H261V245H263V242H264V202H261V204H259V205H256V206H253V205H250V200H249V196H248V194L253 190V188H254V186L255 185H257L258 183H262L263 181H261V180H263V178H264V158H262V157H256V155L258 154V155H260L261 156V154H259L261 151H260V149H263V152H264V143L262 144L263 146L262 147H260L259 146V153H257L258 152V150H257V152H255L254 151V153H256V155H255V158H253L254 156H253V154H252V156L250 155L249 156V154H251L252 152H251V150L252 149H254L253 147L250 149V147H251V145L252 144H250V145H248V144H246ZM255 145V144H254ZM3 146V148H4V150L6 149V145L4 146V145H2ZM18 146V145H17ZM16 146V147H17ZM21 146V145H20ZM145 146V145H144ZM149 146V145H148ZM173 146H172V148H173ZM230 146V145H229ZM253 146V145H252ZM12 147V146H11ZM94 147H98V146H95V144H94ZM109 147H111L110 145H109ZM128 147V146H127ZM135 147H136V145H135ZM142 147H143V145H142ZM169 147V146H168ZM177 147H180V146H178L177 145ZM177 147L175 146V149H174V151L176 150H178L177 149ZM182 147V146H181ZM180 147V148H181ZM190 147H194V146H191V143H190V145H189V148ZM208 147V146H207ZM207 147L205 148L206 150H207ZM220 147H221V149H220ZM245 147H243L244 149H245ZM255 147V146H254ZM3 148L2 147H0V156H4V153H6V151L4 152L3 151ZM10 148V147H9ZM26 148V149H27ZM40 148V149H41ZM101 148V147H100ZM106 148V147H105ZM107 148H108V146H107ZM138 148V147H137ZM137 148H135L136 150H138ZM149 148V147H148ZM148 148H147V150H148ZM180 148H179V150H180ZM188 148V147H187ZM188 148V149H189ZM195 148V147H194ZM193 148V149H194ZM227 148H228V146H227ZM226 148V149H227ZM8 149V148H7ZM12 149V148H11ZM18 149H19V147H18ZM26 149H24V150H26ZM150 149V148H149ZM167 149V148H166ZM166 149L164 150L165 151V156H166ZM187 149V150H188ZM192 149V148H191ZM191 149H189V150H191ZM192 149V150H193ZM225 149V150H226ZM257 149H258V147H257ZM23 150V151H24ZM100 150V149H99ZM133 150V149H132ZM168 150V149H167ZM171 149H169L168 150V152L170 151ZM178 150V151H179ZM222 150L220 151V152H222ZM228 150H229V148H228ZM254 150H256V148L254 149ZM41 151V152H40ZM105 151V150H104ZM148 151H150V150H148ZM163 151V152H164ZM174 151L172 152V153H174ZM175 151V152H176ZM186 151V150H185ZM184 151V152H185ZM195 151V150H194ZM214 151H217V153L215 154L214 153ZM231 151L229 150L228 152H230L231 153ZM106 152V151H105ZM143 152V151H142ZM162 152V153H163ZM263 152H261V153H263ZM40 153V154H39ZM146 153H149V152H146ZM146 153H144L145 155H146ZM160 152H158V154H159ZM170 153V152H169ZM172 153H170V154H172ZM178 153H181V150L179 151V152H177V154ZM183 153V152H182ZM199 153V152H198ZM201 153V152H200ZM223 153L225 154H229V153H227V152H224L223 151ZM8 154V153H7ZM7 154L5 155V156H7ZM105 155H106V153H104ZM143 154V155H144ZM150 154H152L151 152H150ZM176 153H174L173 155H175ZM219 154V153H218ZM217 154V155H218ZM222 154V153H221ZM221 154H219L220 156H221ZM264 154V153H263ZM262 154V156H264ZM18 155V154H17ZM33 155V156H34ZM51 155H52V157H51ZM139 155V154H138ZM142 155V156H143ZM154 155V154H153ZM154 155V156H155ZM160 155H161V153H160ZM163 155V154H162ZM181 155V154H180ZM182 155V156H183ZM244 155H246V154H244ZM257 155V156H258ZM31 156V155H30ZM30 156H28V157H30ZM104 156V155H103ZM119 156H120V154H119ZM118 156V157H119ZM122 156V155H121ZM141 156V157H142ZM150 156H152V155H150ZM159 156V155H158ZM179 156V155H178ZM192 156H193V158H192ZM196 156V155H195ZM27 157V158H28ZM123 157V156H122ZM128 157V156H127ZM132 157V156H131ZM144 157V156H143ZM157 157V156H156ZM162 157V156H161ZM160 157V158H161ZM167 157H169L168 155H167ZM174 157V156H173ZM177 157V156H176ZM184 157V156H183ZM189 157H187L188 159H190ZM198 157V156H197ZM218 157L219 156H217V159H218ZM225 157V158H226ZM235 157V156H234ZM25 159L24 161H25V163H24V161L22 162V171H23V173L30 179V181L32 182V184L34 185V187L36 188V190L38 191V193L41 195V197L44 199V201L46 202V204L48 205V207L52 210V212L54 213V215L56 216V218L60 221V223L62 224V226L64 227V229L66 230V232L68 233V235L72 238V240L74 241V243L77 245V247L80 249V251L82 252V254L84 255V257L86 258V260L88 261V263L89 264H135V261H134V259H131L129 256H126V253H124V251H123V246L121 245V243H122V241L120 242V240L121 239H118L119 237H116L117 235H115L114 236V234L112 233V231H111V229L108 227V225L105 223V222H103V221H101V219L100 218H96V216L94 217V214H95V212L93 213V215L91 214L90 216H88V217H86L85 218V216H84V220L82 221V219H83V212H82V214L83 215H81V217H82V219H77L76 221L74 220V215H73V217L74 218H71V212L70 211H73V209H74V207H72L73 209H70L71 207H69L68 208V206L69 205H67V214L61 209V207H59L60 205H57V203H56V201L55 200H53L52 198H51V196L49 195V193H48V189L46 190V188H51L50 186H56L55 184V181H54V179L56 178H52V177H54V176H57L58 175V173L57 172H55L54 170H53V172L54 173H56L55 175H53L52 174V177H51V179L50 180H48L49 181V183H48V181L46 182V179H48V178H45L44 179V182H46V183H48L50 186L48 187H46L45 185H43V183L41 182V180L40 179H42V178H44V176H45V170H47V168L46 167H44V168H46L44 171H42L43 169V167H41V170L40 171H42V173H39L40 171L38 170L40 167H38V165L37 164H32V165H35V167L37 166L38 167V169H37V167L35 168V171L34 170H32L30 167H29V159ZM56 158V157H55ZM116 158H117V156H116ZM125 158V157H124ZM144 158H146V157H144ZM147 158H148V156H147ZM170 158V157H169ZM185 158V157H184ZM183 158V159H184ZM187 158L185 159V160H187ZM216 158V157H215ZM222 158L223 159H225L224 158V155L222 156ZM15 159H16V157H15ZM15 159L14 158H12L11 157V159H8L7 161H9V165H6L7 167L8 166H10L9 167V169H11L12 168V170H10L11 172V176H12V174L13 175H15V182H16V186H14V184H13V186L14 187H16V190H11V189H7V188H0V206L2 207V209H3V212L6 214H9V218L12 220V227L13 228H15V232H19L21 235H22V237H23V240H24V243L26 244V246L28 247V249L30 248V249H32V251H33V257H34V259H36V260H38L39 262H41L42 264H80V262L77 260V258L74 256V254L72 253V251L69 249V247L67 246V244L64 242V240L62 239V237L60 236V234L57 232V230L55 229V227L52 225V223L50 222V220L48 219V217L45 215V213L42 211V209L40 208V206L38 205V203L36 202V200L34 199V197L31 195V193L29 192V190L26 188V186L24 185V183L22 182V180H21V178L19 177V175H18V173L15 171V169H14V162H15ZM62 159V158H61ZM143 159V158H142ZM148 159H150V158H148ZM152 159V161H153V159L154 158H151ZM157 159H159V158H157ZM179 158H177V160H178ZM180 159H181V156H180ZM227 159V158H226ZM49 160H51L50 161V164H45V163H49ZM56 160H58L57 158H56ZM56 160H54V162L56 161ZM117 160H118V158H117ZM123 160V159H122ZM161 160V159H160ZM162 160H163V157H162ZM165 160H167V158L165 159ZM170 160V159H169ZM172 160H173V158H172ZM171 160V161H172ZM175 160V159H174ZM176 160V161H177ZM182 160V159H181ZM180 160V161H181ZM192 160V161H193ZM222 160V159H221ZM2 161V160H1ZM1 161H0V164H1ZM6 161V160H5ZM48 161V162H47ZM59 161V160H58ZM63 161H65L64 159H63ZM104 161V160H103ZM144 161V160H143ZM154 161H155V159H154ZM189 162L191 161V160H188ZM233 161V160H232ZM260 161H262L263 163H261ZM33 162V163H34ZM54 162H52V165H50V166H52L53 168H55L56 167V165H55V167H54V165L53 164H55ZM59 162H62L61 160L59 161ZM59 162H57L56 161V164L57 163H59ZM167 162V161H166ZM173 162V161H172ZM186 162V161H185ZM184 162V163H185ZM194 162V161H193ZM2 163H5L4 161L2 162ZM107 163V162H106ZM123 163V162H122ZM150 163V162H149ZM148 163V164H149ZM154 163V162H153ZM157 163V162H156ZM155 163V164H156ZM171 163V162H170ZM183 163V162H182ZM198 163V164H197ZM217 163V164H216ZM230 163V165H228ZM45 164V165H44ZM152 164V163H151ZM166 164V163H165ZM164 164V165H165ZM168 164H169V162H168ZM186 164V163H185ZM215 164V165H214ZM4 165V164H3ZM31 165V166H32ZM60 166L59 167H65L66 166V163L63 165V162H62V164L60 163L59 164ZM109 165V164H108ZM139 165H140V163H139ZM153 165V164H152ZM172 165H173V163H172ZM175 165V164H174ZM182 165V164H181ZM180 165V166H181ZM184 165V164H183ZM182 165V168L184 167ZM189 166H190V164H188ZM231 165H232V167H231ZM126 166V165H125ZM159 166H163V164L162 165H159ZM176 166V165H175ZM175 166L173 167V168H175ZM186 166V165H185ZM192 166H193V164H192ZM192 166H191V168H192ZM34 167V166H33ZM51 167V168H52ZM57 167H58V164H57ZM56 167V168H57ZM68 167V166H67ZM67 167H65V170H66V168ZM177 167H178V164H177ZM194 167V166H193ZM196 167V166H195ZM6 168V167H5ZM55 168V170H58V172H59V169H56ZM62 168V169H63ZM69 168V167H68ZM67 168V169H68ZM154 168V167H153ZM161 168V167H160ZM159 168V169H160ZM163 168H164V166H163ZM166 168H169V167H166ZM180 168V167H179ZM181 168V169H182ZM187 168H188V166H187ZM8 169V168H7ZM143 169V168H142ZM151 169H152V167H151ZM158 168H157V171L159 170ZM170 169V168H169ZM169 169L167 170V171H169ZM171 169H172V167H171ZM60 170H61V168H60ZM77 170V169H76ZM144 170V169H143ZM176 170V169H175ZM185 170H187L186 168L183 170V171H185ZM7 171V170H6ZM50 171L52 172V169H50ZM50 171L46 174V176L48 175L49 177L51 176V173H50ZM64 171V169L61 171V172H63ZM69 171L70 170H67V173H69ZM81 171V170H80ZM183 171H181V173H183ZM194 171V172H195ZM4 172V171H3ZM2 172V173H3ZM9 172V171H8ZM47 172V171H46ZM52 172V173H53ZM64 172H66V171H64ZM82 172V171H81ZM148 172V171H147ZM155 172V171H154ZM163 172H166L165 170L163 171ZM170 172H172V171H170ZM178 172V171H177ZM177 172H175V173H177ZM5 174H6V172H4ZM1 174L2 175V178H3V176L5 175V174ZM10 173H7V174H10ZM44 173V174H43ZM67 173H64L63 175H66ZM71 173H73V172H71ZM158 173V172H157ZM157 173H156V176H157ZM181 173L179 172V175L178 176H175V177H178L179 178V176L181 175ZM188 173H190V172H188ZM40 174H41V177L42 178H40ZM161 174V173H160ZM159 174V175H160ZM194 175H196L195 173H193ZM193 174H191V175H193ZM0 175V176H1ZM62 175V174H61ZM69 175H72V174H70L69 173ZM68 175V176H69ZM79 175H80V173H79ZM149 175V174H148ZM152 175V174H151ZM172 175H173V173H172ZM172 175H171V177H172ZM190 175V174H189ZM6 176V175H5ZM10 176V175H9ZM10 176V177H11ZM45 176V177H46ZM60 176V175H59ZM59 176H57V177H59ZM67 176V175H66ZM75 176H77V175H75ZM74 175H73V177H75ZM147 176V175H146ZM153 176V175H152ZM152 176H150V177H152ZM167 176H169V175H167ZM183 176H185L184 174H183ZM182 175H181V178H179L180 180L182 179V177H183ZM12 177H14V176H12ZM80 177V176H79ZM149 177V178H150ZM166 177V176H165ZM175 177H173V182L171 183L170 181V177H169V179H168V177H167V179L168 180H170L169 182L171 183V185L172 184H174V182H175ZM190 177V176H189ZM191 177H195V176H191ZM197 177V176H196ZM223 177H227V178H230L229 179V185L228 186H226L225 184H224V182H223V184L225 185H223L222 183L221 184H218L219 182H221V180H223V179H221V178H223ZM1 178V177H0ZM1 178V179H2ZM68 177H66V179H67ZM81 178V177H80ZM84 178V177H83ZM153 178H155V177H153ZM184 178V177H183ZM226 178V180H228ZM6 179L8 180V181H10L9 179H11V178H9L8 179V177L6 176ZM14 179V178H13ZM12 179V181L14 182V180ZM53 179V180H52ZM63 179V180H62ZM69 179H71V178H69ZM74 179V178H73ZM151 179V178H150ZM158 179H159V177H158ZM161 179H165L164 177H161ZM160 179V180H161ZM167 179H166V181L165 182H163V183H166L167 182ZM179 179H177L178 181H180ZM221 179V180H220ZM3 180H5L4 178L2 179V181ZM52 180V181H51ZM57 180V179H56ZM61 180L64 182V178L62 177L61 178ZM68 180V179H67ZM79 180V179H78ZM81 180V179H80ZM149 180V179H148ZM155 179H153V181H154ZM157 180V179H156ZM162 180V181H163ZM176 180V181H177ZM51 181V182H50ZM66 181V180H65ZM73 181V180H72ZM72 181L70 182V183H72ZM87 181V180H86ZM177 181V182H178ZM191 181V182H190ZM224 181H225V179H224ZM11 182V181H10ZM9 182V183H10ZM57 182V181H56ZM59 182V181H58ZM78 182V181H77ZM80 182H82V181H80ZM79 182V183H80ZM92 182H93V180H92ZM95 182V181H94ZM157 181H155V183H156ZM227 182V181H226ZM5 183H7V182H5ZM4 183V184H5ZM8 183V184H9ZM70 183H69V185L68 186H70ZM73 183H74V181H73ZM78 183V184H79ZM85 183V182H84ZM176 183V182H175ZM228 183V182H227ZM48 184H46V185H48ZM58 184V183H57ZM85 184H87V183H85ZM160 184V183H159ZM179 184V183H178ZM199 184H202V185H199ZM6 185V184H5ZM61 185V184H60ZM64 185V184H63ZM66 185V184H65ZM74 185V184H73ZM88 185V184H87ZM104 185V184H103ZM156 185H158V182H157V184ZM155 185V186H156ZM161 185V184H160ZM159 185V186H160ZM170 184H168V186H169ZM12 186V185H11ZM12 186V187H13ZM80 186H81V184H80ZM84 186V185H83ZM159 186H157V187H159ZM164 186V185H163ZM13 187V188H14ZM60 187V186H59ZM67 187V186H66ZM85 187V186H84ZM89 187V186H88ZM262 187V186H261ZM54 188V187H53ZM65 188V187H64ZM70 188V187H69ZM78 188H79V186H78ZM77 188V189H78ZM81 188V187H80ZM90 188V187H89ZM161 188H162V186H161ZM160 188V189H161ZM168 188V187H167ZM177 188V187H176ZM175 188V189H176ZM186 188H183L182 190L183 191H185V189ZM193 188V187H192ZM220 188V189H221ZM257 188V187H256ZM66 189V188H65ZM71 189H73L72 187H71ZM76 189V188H75ZM163 189V188H162ZM169 189H171V188H169ZM169 189H167V190H169ZM174 189V188H173ZM178 189V188H177ZM201 189V188H200ZM202 189H203V186H202ZM218 189V188H217ZM54 190V189H53ZM68 190V189H67ZM66 190V192H68ZM74 190V189H73ZM82 190H83V188H82ZM91 190V189H90ZM122 190H124L123 189V187H122ZM142 190V189H141ZM166 190V189H165ZM186 190H188V189H186ZM219 190V189H218ZM58 191V190H57ZM69 191H71V190H69ZM77 191H80L81 192V190H76V193H77ZM84 191V190H83ZM101 191V190H100ZM143 191V190H142ZM172 191V190H171ZM174 191V190H173ZM178 191H177V193H178ZM182 191V192H183ZM200 191V192H201ZM216 191V190H215ZM220 191V190H219ZM222 191V194L224 193ZM73 192V191H72ZM75 192V191H74ZM79 192V193H80ZM159 192H161V191H159ZM181 192V193H182ZM221 192V191H220ZM65 193V192H64ZM68 193H70V192H68ZM67 193V195H69L70 196V194H68ZM103 193V192H102ZM180 193V192H179ZM176 194V195H180V194ZM260 193L263 195L264 194V187L262 188V190L260 191ZM259 193V194H260ZM51 194V193H50ZM66 194V193H65ZM81 194H83V193H81ZM80 194V195H81ZM169 194V193H168ZM184 194V193H183ZM200 194V193H199ZM260 194V195H261ZM83 195H87L86 193L85 194H83ZM160 195V194H159ZM202 195V194H201ZM217 195V194H216ZM221 195V194H220ZM60 196V195H59ZM66 196V195H65ZM64 196V197H65ZM75 196H76V194H75ZM77 196H79L78 194H77ZM82 196V195H81ZM81 196H79V197H81ZM168 197H169V195H167ZM195 196V195H194ZM194 196H192V197H190L191 199H193L194 198ZM215 196V195H214ZM224 196V195H223ZM68 197V196H67ZM73 197H74V195H73ZM86 197V196H85ZM95 197V196H94ZM163 197V196H162ZM162 197H161V199H160V202L164 205V203H163V201H161V200H164V198H165V196H164V198L162 199ZM181 197V196H180ZM71 198H72V193H71ZM70 198V202H68V203H72V201H73V199H71ZM82 198V197H81ZM83 198H84V196H83ZM93 198V197H92ZM106 198V197H105ZM130 198V197H129ZM150 198V197H149ZM204 198V197H203ZM225 198V197H224ZM65 199V198H64ZM63 199V200H64ZM74 199H76V198H74ZM77 199H78V197H77ZM96 199V198H95ZM98 199V198H97ZM188 199V198H187ZM183 200V202L182 203H184L185 205H187V204H191V208H192V210H191V212H192V214H194V217H195V219H198V221H199V223H198V225H197V237H196V239L198 240V241H201L202 242V249L204 248V251L205 252H213L214 254L213 255H215L216 256V254L217 253H215L214 251L215 250H222V254L223 253H231L232 251H235L234 253H237L236 252V250L237 249H239L240 247H243V253H242V251H241V254H246V255H244V258L242 257V259L240 258V257H238V258H240V260H243V259H246L245 258V256H247L248 254L250 255V250L248 249V243H247V240H244V244L242 245L239 241V245H242V246H240V247H238L237 248V246H235V245H231L229 242V238L231 237V236H234V234L236 233V232H234V231H232L231 229H230V231L229 232H221V233H219V232H217V233H219V234H217V235H215L214 237H212L211 239H206L205 238V236L210 232V230H211V228H212V226L214 225V223H215V214L217 213L216 212V210L218 209V207L220 206V203H221V196H216V197H213V198H210L207 202H204V204H195V203H191L192 202V200L191 201H188V200ZM207 199H208V197H207ZM66 200V199H65ZM69 200V199H68ZM130 200H131V198H130ZM141 200V199H140ZM144 200V199H143ZM169 200L171 201L172 200V195H170V197H169ZM168 200V201H169ZM177 200V199H176ZM175 200V201H176ZM178 200H180V199H178ZM223 200V199H222ZM79 201H83V200H80V198H79ZM78 200H77V202H79ZM102 201V200H101ZM166 201V200H165ZM169 201V202H170ZM202 201H204V200H202ZM65 203V205H66V201H64ZM76 202V201H75ZM84 202V201H83ZM85 202H87L86 201V199H85ZM92 203V202H91ZM91 203H90V205H91ZM166 203H167V201L165 202V205H166ZM172 203V202H171ZM174 203V202H173ZM173 203H172V206H174L173 205ZM161 204V205H162ZM73 205L75 206L76 205V203H73ZM78 205H79V203H78ZM80 205H83V203H80ZM87 205H88V203H87ZM232 205H229L227 208H226V206H225V208L227 209V211H231V212H233V215H236L238 212V210L236 211V210H232V209H234V208H232L231 206ZM72 206V205H71ZM134 206V205H133ZM151 206H152V203H151ZM171 206V205H170ZM169 206V207H170ZM176 206V205H175ZM178 206V205H177ZM181 206V205H180ZM203 206H204V208H203ZM243 206V207H244ZM246 206V207H247ZM75 207H77V206H75ZM80 207V210H81V207H83V208H86L85 206H79ZM79 207H77V208H75V209H79ZM91 207H93L92 205H91ZM100 207H102V206H100ZM104 207V206H103ZM137 207V206H136ZM243 207H242V209H243ZM172 208H174V207H172ZM176 208V207H175ZM223 208V207H222ZM224 208V209H225ZM88 208H86V209H84V210H87ZM91 209H93V208H91ZM91 209H89L90 211H91ZM153 209H155V208H153ZM166 209V208H165ZM185 209V208H184ZM188 209H189V206H188ZM224 209H222V210H224ZM225 209V210H226ZM245 209V208H244ZM94 210V209H93ZM178 210V209H177ZM246 210V209H245ZM76 210H74V212H75ZM139 211V210H138ZM148 211V210H147ZM174 211V210H173ZM79 212V211H78ZM93 212V211H92ZM96 212H100V211H96ZM179 212V211H178ZM226 212V211H225ZM241 212V211H240ZM80 213V212H79ZM85 213H86V211H85ZM90 213V212H89ZM88 213V214H89ZM174 213H175V211H174ZM72 214H74V213H72ZM78 214V213H77ZM81 214V213H80ZM87 214V213H86ZM140 214V213H139ZM143 214V213H142ZM96 215V214H95ZM159 215V214H158ZM228 215V214H227ZM227 215H225L226 217H225V219H227ZM68 216H69V218H71L72 220L71 221H73L74 222V224H72V223H70V221H69V218H68ZM176 216V215H175ZM190 216H192V215H190ZM229 216V215H228ZM76 217H78V216H76ZM97 217H99L98 215H97ZM160 217V216H159ZM177 217V216H176ZM179 217V216H178ZM193 217V218H194ZM230 217H231V215H230ZM158 218V217H157ZM169 218V217H168ZM232 218H233V216H232ZM238 218V217H237ZM186 219H188V217L186 218ZM229 219H231V218H229ZM233 219H235V218H233ZM241 220V219H240ZM79 221H81V222H79ZM218 221H219V219H218ZM228 221V220H227ZM146 222V221H145ZM148 222H149V220H148ZM184 222V221H183ZM187 223H188V221H187ZM190 223V225H192L191 224V222H189ZM220 223V222H219ZM228 223V222H227ZM227 223H226V226H227ZM150 224V223H149ZM31 227H30V226ZM151 225V224H150ZM160 225V224H159ZM158 225V226H159ZM187 225V224H186ZM190 225L188 224V226L190 227ZM195 225V224H194ZM220 226V225H219ZM229 226V225H228ZM243 226H244V224H243ZM131 227H134V226H131ZM152 227V226H151ZM195 226H193V228H194ZM230 227H232V226H230ZM153 228V227H152ZM164 228V227H163ZM134 229V228H133ZM160 229V228H159ZM185 229V228H184ZM191 229V228H190ZM195 229V228H194ZM194 229H192V230H194ZM251 229V228H250ZM249 229V230H250ZM137 230V229H136ZM136 230H135V232H136ZM160 230H162V229H160ZM159 230V231H160ZM196 230V229H195ZM194 230V231H195ZM219 230V229H218ZM217 230V231H218ZM189 231V230H188ZM251 231V230H250ZM147 232V231H146ZM156 232V231H155ZM187 232V231H186ZM192 232V231H191ZM216 232V231H215ZM162 233H166V232H162ZM169 233V232H168ZM167 233V234H168ZM171 233V232H170ZM189 233V232H188ZM163 234V235H164ZM192 234H194V232L192 233ZM191 235V234H190ZM189 235V236H190ZM162 236V235H161ZM195 234L193 235V239H195ZM212 236V235H211ZM149 237V236H148ZM239 238H240V236H239ZM242 238V237H241ZM240 238V240H242ZM144 239V238H143ZM157 239V238H156ZM159 239V238H158ZM189 239V238H188ZM250 239V240H251ZM163 240V239H162ZM168 240V239H167ZM136 241V240H135ZM161 241V240H160ZM170 241V240H169ZM187 241V240H186ZM196 241V240H195ZM159 242V241H158ZM235 242V241H234ZM243 243V242H242ZM160 244V243H159ZM163 244H165L164 242H163ZM191 244V243H190ZM195 245H196V243H194ZM197 244H198V242H197ZM201 244V243H200ZM235 244V243H234ZM187 246V245H186ZM185 246V247H186ZM201 246H197V247H201ZM155 247V246H154ZM195 247V246H194ZM178 248V247H177ZM182 248V247H181ZM183 248H184V246H183ZM159 249V248H158ZM157 249V250H158ZM165 248H163V250H164ZM179 249V248H178ZM177 249V250H178ZM167 250V249H166ZM180 250V249H179ZM199 250V249H198ZM223 250H225V251H227V252H225V251H223ZM242 250V249H241ZM181 251L182 250H180V251H178V252H180L181 253ZM202 251V250H201ZM126 252V251H125ZM128 252V251H127ZM152 252V251H151ZM207 252V253H208ZM218 252V251H217ZM220 252V251H219ZM168 253V252H167ZM172 253V252H171ZM170 253V254H171ZM183 253V252H182ZM185 253V252H184ZM202 253V252H201ZM207 253H206V255H207ZM233 253V252H232ZM240 253V252H239ZM254 253H255V251H254ZM176 254H179V253H176ZM202 254H204V252L202 253ZM222 254H220L221 256H222ZM127 255H129V254H127ZM152 255H153V253H152ZM151 255V253H150V256L151 257H153ZM187 254H184V256H186ZM205 255V254H204ZM211 256H212V254H210ZM210 255H209V258L207 257V259H208V261L207 262H209L210 260V258H211V261H214V259H212V257H210ZM219 254H217V258L220 256ZM228 256L230 255V254H227ZM235 255V254H234ZM239 256H243V255H240V254H238ZM237 254L235 255V256H238ZM248 255V256H249ZM146 256V255H145ZM155 256V255H154ZM172 256L174 257V255L172 254ZM171 256V257H172ZM194 256H196V255H194ZM208 256V255H207ZM214 256V257H215ZM224 257H225V255H223ZM231 256L233 257V259H234V257L235 256H233L232 254H231ZM247 256V257H248ZM180 257V256H176V258H175V260L177 261V263H175V264H179L178 262H179V260H180V258H179V260H178V258ZM183 256L181 255V258H182ZM189 257V256H188ZM187 257V258H188ZM199 257H201V258H203V255L201 256V254H200V256ZM198 257V263H199V260H200V258ZM205 257V256H204ZM213 257V258H214ZM216 257H215V259H216ZM230 257V256H229ZM228 257V258H229ZM133 258V257H132ZM183 258H185V257H183ZM189 258H191V257H189ZM221 258H223V257H221ZM226 258V257H225ZM170 259H172V258H170ZM174 259V258H173ZM186 259V258H185ZM219 259H220V257H219ZM204 260V259H203ZM205 260H206V257H205ZM204 260V262H202V263H205L206 264V261ZM235 260H238L239 261V259H237V257H236V259ZM150 261V260H149ZM185 260H183L182 261V259L180 260V263L181 262H184ZM186 261H187V259H186ZM185 261V262H186ZM191 260H189L188 259V261H187V264L190 262ZM196 261V260H195ZM220 261V260H219ZM223 261V259L221 260V262ZM158 262H159V260H158ZM175 262V261H174ZM201 262V261H200ZM214 262H216V261H214ZM195 263V262H194ZM193 263V264H194ZM197 263V262H196ZM195 263V264H196ZM219 263V262H218ZM223 263V262H222ZM162 264V263H161ZM181 264H183V263H181ZM184 264H186V263H184ZM210 264V263H209ZM212 264V263H211ZM221 264V263H220Z\"/></svg>",
    "mask_w": 264,
    "mask_h": 264
},
{
    "label": "rangeland",
    "instance_id": "374dc122",
    "mask_svg": "<svg viewBox=\"0 0 264 264\" xmlns=\"http://www.w3.org/2000/svg\"><path fill=\"white\" fill-rule=\"evenodd\" d=\"M53 1V2H52ZM251 1V0H250ZM51 2L55 5V6H60V9H61V14H62V11L63 12H65V16H63V17H65V18H67L68 20H70V23L75 27H78V24H76V23H78V20H76L75 19V14L74 13H72V9H69V7L67 8V7H65L66 5L64 4V2L62 1V0H57V2L60 4H58L57 2H56V0H55V3H54V0H51ZM247 3H249V1H247ZM247 3H245V4H243V6H246V4ZM65 5V6H64ZM249 5V4H248ZM247 5V6H248ZM247 6L244 8V9H246L247 10ZM258 6V5H257ZM257 6H255L256 8H258L257 10H259V7H260V9L261 10H259V11H256V8H251V10L253 9H255L254 11V13H255V16H256V14H257V16L256 17H258L260 14V12L262 13L263 11L262 10H264L263 9V6L261 5H259L258 7ZM1 7V6H0ZM262 7V8H261ZM63 8V9H62ZM240 9H242L243 7H239ZM236 9L234 12H232L231 14H229L228 16H226L225 18H227L222 24H220L219 25V28L222 26L223 27V29H218V34H225L226 32V34H225V36L227 35V37L226 38H231L232 36H233V34L234 35H236L235 33H237V34H240V33H245L246 31H247V26H246V23H245V20H246V18H249V15H250V18H251V14H252V18H255V16H253L254 15V13H250V14H248L249 12H250V9L249 10H247V11H245V13L248 15V17H247V15H246V17H245V13L244 14H242L243 16H241V14H240V12H239V10L240 9ZM44 9V8H43ZM43 9H41V10H37V14L35 13V16H34V20H35V26L37 27L38 26V24H39V22L40 21H42V22H40L41 24H39V27L38 28H41V27H43V28H45L44 30L46 31H49V28H47V26L45 27V26H42V25H45V23H44V19H43V16H41V15H43V13H44V10ZM47 9V8H46ZM68 9H69V11H68ZM244 9H242V10H244ZM70 10H71V12H70ZM242 10H241V13H242ZM253 10L251 11V12H253ZM39 11V12H38ZM41 11V12H40ZM238 11V12H237ZM40 13H42L41 15H40ZM236 13V16H234V14ZM72 14V15H71ZM238 14H240V15H238ZM41 16V18H42V20L39 18L40 16ZM233 15V16H232ZM39 16V17H38ZM232 16V17H231ZM239 16H241V18L239 17ZM39 18V20H38V18ZM69 17V18H68ZM74 17V18H73ZM233 18V19H231V18ZM235 17L237 18V19H235ZM12 19V17H11V15H8V13H6V11L1 7L0 8V92H3V95H2V93H1V96H2V98H1V100L0 101H2L3 100V98L5 99V106H6V108L7 107H9V109H6L7 111L9 110H11L12 109V106L10 107V105H9V103L10 104H13V102H15V103H17V101L19 102V104H13V107H14V105L17 107V108H19L18 106H23V109L22 108H19V109H21V110H23L24 111V113L25 114H23V113H21L20 115H22V117H23V119L21 118V116L19 117H17V119L18 118H21L20 119V122L17 120V122L18 123H20L19 124V126H18V123L16 122V116H15V114L13 115L12 113H10V116H11V114H12V116L11 117H8L7 119H5V116L7 117V114L4 116V113L3 112H6L4 109H5V106H4V100L2 101L3 103H0L1 105L3 104V110L4 111H2L1 112V114L3 113V117L2 116H0L1 117V119L3 118V120H1L0 119V123L4 126V127H2L1 128V124H0V128H1V130L3 129V128H6V127H8L10 130L12 129L11 128V126L9 127V126H7L8 125V123L11 121V123H13L12 124V126H16V123H17V128L18 127H20V128H18V130H17V132H18V134H15L16 133V130H14L15 132H13V134H15L14 136H12L10 133H12V130H11V132L9 131V129L8 128H6V130L5 129H3L2 131H6L7 132V130H8V132H7V135H6V132H5V134H4V132L3 133H0V147H2L3 148V146L2 145H6L5 147H6V149L4 150V148H3V151L5 152L6 151V153H4V156L2 157V156H0V161H1V164H0V175L1 174H3L4 172H6V176L8 177V179L9 178H11V179H9L10 181H8L7 179H6V176L4 175L3 176V178L5 179V180H3L2 181V175L0 176L1 178H0V188H7V189H11V190H16V187H14V186H16V182H15V175H13L12 174V176H14V177H12L11 176V171L10 170H12V168L11 169H9V167L10 166H6V165H9V161H7L8 159H11V157L12 158H14L15 159V157H17L24 149H26L29 145H30V143H28L33 137H35V135H39L41 132H42V130L43 131H46V129H49V127L50 126H53L54 124V126L52 127L53 129H55L56 127H58L59 125H61L62 123H64L65 121H67L69 118L67 117V116H71L72 114H74V112L80 107L79 105H81V103H79L78 105H77V103H75L76 105H74V103L73 102H71V100L70 99H68L69 97H67L68 96V92L67 93H65V92H63V90L61 89V87L58 85V83H59V81H60V79H62L63 77H65L64 76V74L66 73V74H68L69 72L71 73H69L68 74V76H67V78L71 75V78L73 77V75H75V74H72L73 72H72V70L74 71V69L76 68V69H78L80 72H81V70H80V68H77V66L79 67L80 65L79 64H77V66H75V64H74V66H75V68L73 67V65H72V68L71 67H68L69 68V71H68V73H67V70H68V68H67V66H66V68L64 67V70H65V72H64V74L62 73L61 74V76H60V78L58 77V79H54V78H52V76H51V74H50V71H49V65L47 66L46 64H43L42 63V61H41V55H40V53H35L36 51L35 50H33L34 48L31 46V43L32 42H30V41H32L31 40V38H30V40L27 38V34H25V33H23L22 32V30H21V26H19L18 25V23L17 22H15L14 21V19L11 21V19ZM90 18V17H89ZM224 18V19H225ZM238 18H240V20L238 19ZM247 19L248 20V23H247V25L249 24V21L251 20H254V19ZM212 19V18H211ZM229 19H231V20H229ZM235 19V20H234ZM245 19V20H244ZM256 19V18H255ZM77 22H76V21ZM229 20V21H228ZM238 20H239V22H238ZM243 20H244V24H245V26L246 27H244L243 26ZM246 20V21H247ZM72 21V22H71ZM221 21H223V20H221ZM237 23H236V22ZM250 21V22H251ZM220 22V21H219ZM219 22L217 23V24H219ZM231 22V23H230ZM232 22H233V26H232ZM10 23V24H9ZM12 23V24H11ZM224 23H225V25H224ZM228 23V24H227ZM234 24H236V25H234ZM240 24V25H239ZM12 25V26H11ZM41 25V26H40ZM213 26H215V25H213ZM229 26H231V27H229ZM243 26V27H242ZM72 28V26H71V28L72 29H76V27L75 28ZM224 27H225V29H224ZM233 27H236V28H234L235 30H230V29H233ZM239 27H241V28H238ZM212 28V27H211ZM211 28H209V29H211ZM230 31H232L231 33L229 32V30ZM243 28V29H242ZM246 30H245V29ZM19 29H20V31H19ZM42 29V28H41ZM236 29H237V31H236ZM37 30V29H36ZM43 30V29H42ZM42 30H40V31H42ZM43 30V31H44ZM221 30V31H220ZM223 30V31H222ZM238 30H239V32H238ZM242 30H244V31H242ZM19 31V32H18ZM42 31V32H43ZM44 31V32H45ZM206 31H208V30H206ZM205 31V32H206ZM225 31V32H224ZM236 31V32H235ZM242 31V32H241ZM22 34H24V35H22ZM34 32V34L36 35V33L35 32H37L38 33V30L37 31H33ZM32 32V33H33ZM42 32H40L42 35L43 34H46L47 32H45V33H42ZM204 32V33H205ZM224 32V33H223ZM234 32V33H233ZM19 33V34H18ZM203 33V34H204ZM217 33H216V35H217ZM18 34V35H17ZM33 34V35H34ZM229 34V35H228ZM230 34H231V36H230ZM33 35H30V36H33ZM202 35V34H201ZM201 35L200 36H198L197 37V39L195 38L193 41H192V43H194V45L190 42V43H188L187 45H189V47H188V49H187V51H189V50H194L197 46H198V44H199V41L201 42V41H203L206 37H207V35H205V36H203V39H202V37H201ZM221 35V36H222ZM17 36V37H16ZM23 36H25V37H23ZM224 36V35H223ZM200 37H201V40H200ZM260 37H261V35H260ZM259 37V38H260ZM63 38H65V36L63 37ZM63 38L62 39H60V40H63ZM258 37H257V39H259ZM19 39H21V40H19ZM199 39V40H198ZM257 39H256V41H257ZM263 39V41L262 42H264V38H262ZM89 40V39H88ZM229 40V43H228V41H226V40H224V43L222 44L223 45V47L222 46H220L219 48H217V51H215L216 53V56L213 54L212 56H214L215 58H220V59H226V58H230V57H232V55L230 56L229 55V53L231 52V54H233V57L234 58H231V59H229V60H233L232 62L234 63V66H231V64L233 65V63H231L230 64V61H229V64H228V59H226L227 60V62L226 63H222V60L220 61V60H218V59H215L214 57H212V58H210L209 59V62L211 61V65L212 66H214V67H212V68H214L213 70L214 71H217V75H215L216 74V72L215 73H213L212 75H215V77L216 78H218V77H220L222 74H223V72H225V70H226V72H227V70L228 71H232L233 70V68L236 66L235 65V62L237 61L238 62V64H237V62H236V64L238 65V68H237V66L235 67L236 68V70H240V68H243V66H245V65H243L242 66V64L240 63V62H244L243 64H245V63H247L248 64V62H249V58H250V56H249V54L252 56L253 54H251V53H253V52H251L250 51V53H249V50H244L243 51V58H242V55L241 54H236V52H235V50L236 49H234L233 47H231L230 45L231 44H233V43H231L230 42V39H228ZM260 41H261V39H259ZM257 41V42H255V40H254V42H253V45L252 46H256V44H259V42L260 41ZM19 41V42H18ZM22 41V42H21ZM58 41V40H57ZM194 41H196L197 43H195ZM227 43H226V42ZM56 42V41H55ZM56 43H58V42H56ZM55 43V44H56ZM60 43V42H59ZM86 43L89 45H87L88 46V49L90 50V48H91V50H90V52H95V48L93 47V45L90 43V41H86ZM231 43V44H230ZM255 43V44H254ZM54 44V43H53ZM227 44H229V45H227ZM262 43L260 42V44L259 45H261ZM192 47H191V46ZM196 45V46H195ZM224 45H226V46H224ZM257 46L258 48H256L257 49V51H260L261 53H262V51H263V49H262V47L261 46H263V45H261V46ZM63 45H61V46H59V47H62ZM184 47H186V46H184ZM192 48V49H189V48ZM226 47V48H225ZM228 47H230V50H229V48ZM65 48V47H64ZM64 48H62V51L60 50V54H58V55H60V57L57 55V57H55V59L54 60H57V61H60V60H62V58H64L65 59V57H64V55L65 54H68V53H71V51L69 52V50H67V49H64ZM64 49V50H63ZM183 49V48H182ZM222 49V50H221ZM224 49H228L227 50V52H223V50ZM231 49L233 50L234 49V51H231ZM252 50L254 49V47L253 48H251ZM166 50V49H165ZM181 50V49H180ZM219 50H220V53H222V54H220L221 56H219ZM226 50H224V51H226ZM262 50V51H261ZM65 51H68L67 53L65 52ZM179 51V50H178ZM178 51L177 52H175L174 54H172V55H174V57L177 55L178 56V58H176V59H178V60H176V59H174V57L172 58V60H170L168 63H170V65H171V63H172V65L170 66L168 63H166V64H164V65H167V66H164V65H160L155 71H159V72H161L160 73V75L158 74V76H160V77H156V79L154 78V80L153 79H150V80H148V81H146V83H145V81H144V79H146V78H148L151 74H149L148 76H146L144 79H142L141 81H139V83H138V85H135L134 86V88H132L130 91H127V92H125L123 95H121L120 96V98L119 99H117L116 100V103L114 104V106L109 110V112H110V114H108L109 112H105L106 114H107V116H106V114L104 113V114H102V115H105V116H103V120H99L97 123V125H99L100 123V125H99V127H101V125L103 126V127H101V131L103 132V130H104V135H103V133L101 132V131H98V130H100V128L95 124V126H93L91 129L90 128H88L89 130H86L87 128L86 127H88L89 125H84V128H86L85 129V131H83L84 130V128L82 127V129L77 133V134H75L74 136H71V137H69L67 140H66V142L63 144V145H61L60 146V148L58 147L57 148V151L55 152V153H53L52 155H55L56 154V158L60 161H62L63 162V165L66 163V166L65 167H67L66 168V170H65V167L63 168V167H59L60 165V163L62 164V162H59L58 160H56V158L55 157H52V155H51V159L53 160H56L57 162H59V163H57L58 164V167H57V164H56V161L54 162V160L53 161H51V160H49V163H45L46 165L47 164H50V161H51V164L50 165H52V162H54L55 164H53L54 165V167H55V165H56V169H59V172H58V170H55V168H53L52 166H50V165H47V166H49L50 168H49V171H50V169H52V172H53V170L55 171V172H57L58 173V175L56 174V173H52L51 171H50V173H51V176L49 177L48 175L46 176V174L49 172L48 171V168L46 167V166H44V167H46L47 168V170H45L46 168H44L43 167V164L42 165H38V163H36V162H34L33 161V159L35 158L36 159V157L38 156V154L37 155H34V154H36L39 150H42V148L44 147V146H46V145H44L41 149H39L38 151H36L34 154H32L30 157H28L27 159H29L28 161H29V167L32 169V170H34L35 171V168L37 167H35V165H32V164H37L38 165V167H43L42 169V171H44L45 170V176H44V178H42L41 177V174H40V178H42V179H40L41 180V182L43 183L44 182V179L45 178H48V179H46V182L48 181V180H50L51 179V177H52V174L53 175H57V176H59V177H57V176H54V177H52L53 179H54V181H55V185L56 186H50L48 183H49V181H48V183H46V182H44L43 183V185H45L46 187L48 186H50L51 188H46V190L48 189L49 191H48V193H49V195L51 196V198L53 199V200H55L56 201V203H57V205H60L59 207H61V209L67 214V205H69L68 206V208L69 207H71L70 209H73L72 207H74V209H73V211H70L71 212V218H74V220L76 221L77 219L79 220V219H82V217H81V215H83V219H82V221L84 220V216H85V218L86 217H88V216H90L91 214L93 215V213L95 212V214H94V217L96 216V218L98 219V218H100L101 219V221H103V222H105L107 225H108V227L111 229V231H112V233L114 234V236L115 235H117L116 237H119L118 239H121L120 240V242L122 241V243H121V245L123 246V251H124V253H126V256H129L131 259H134V261H135V264H175V263H177V259L175 260V258H176V256H180L179 258H180V260L182 259V261L183 260H185L186 261V259H187V261H188V259L189 260H191L188 264H193L194 262L196 263V264H205V263H202V262H204V260H205V257H206V264H264V242H263V245H261V246H259L258 245V243L255 241V240H253V239H251V238H249V233H254L255 231H256V228L255 227H253V226H251V221H250V215H249V207L247 206H241L240 207V209L239 208H234V205H232L233 203H236V199L237 198H239L238 196H234V197H232L231 198V196H229V195H227L226 194V196H225V192L223 191V189L221 188V187H217V188H213L210 192L211 193H209L208 195H204L203 193V191L205 190V185L203 184H199V185H202L203 186V189H202V186L201 187H199L197 184H196V186H195V184H192V185H189V186H187L188 188H186V187H183V188H186V189H188V190H186L185 189V191H183L182 189H181V191H178V190H180V184H181V182H182V180H183V182L185 181V179H186V181L187 180H191V181H193L192 183H194L195 182V180L197 179H199V177L201 176V173H199L198 171H197V173L198 174H196V169L195 168H197V166L198 165H196V160H193V159H198L199 157H201L202 156V158H199L198 160H203V158L205 159V157L204 156H206V154H207V152H209L208 151V148H209V150L210 149H212L211 148V145L212 146H214L213 147V149H212V151L213 150H218V153L219 154H221V156L217 153V151H214V153L216 154L215 156L213 155V163L215 162L214 160H219V161H217L218 163H221V161H224V160H227V161H224V163L225 162H228V158L229 157H231L233 154L232 153H234L235 154V152H237V154H238V152L241 150V148H240V146H243V147H245V146H247L246 144H248V145H250V144H252L251 145V147H250V149L253 147L254 149L256 148V150H254V149H252L251 150V154H249V156L251 155L252 156V154L254 153V151L255 152H257V150H258V152L257 153H259L260 151L261 152H263V149H260V151H259V146L260 147H262L263 145V143H264V141H262V142H260V140L262 139V140H264V125L261 127H248V126H250V124H252L251 126H256V124L255 123H257L258 125L261 123L259 120H261V116L259 115V117H258V115H256V114H254L255 116H251V115H253V114H251L250 116L252 117H250L249 116V118H251V119H246V121L245 120H243V123H242V125L240 126H237V128H236V130L234 129V130H232L233 132H231V135H233V138H232V136H231V138L232 139H226V141L224 140V144H228L227 146H228V148H229V150L231 151V149L230 148H234V147H231V145L232 144H229V143H231V142H233V144H235V142H236V149H238L237 148V146H239V143H241L240 144V146H239V150H235L234 149V152H233V150L231 151V153L230 152H228L229 150H228V148H227V146L226 145H224V144H222L223 142H222V138H220L221 137V134L226 130H231L228 126H223L222 128L224 129L225 127H227V128H229V129H227V128H225V130L223 131V129L221 130L220 129V132L219 133H221V134H215V132H214V134L212 135V136H216L217 137V135L219 136L218 137V140H219V142H220V140H221V143H219V144H215L217 141V138L215 137L214 138V140H213V138L211 139V135L209 134V136H208V134L207 135H203V136H201L202 134H198L197 136H201L200 137V139L199 140H201L202 139V137L203 138H205V136H206V140H204V139H202L204 142L206 141H208L207 139H211L212 141H211V143H207V145H206V142H205V144L203 143L202 144V142L203 141H198V139L196 138V141H198V142H200L202 145H204L203 147L202 146H200V144H198L200 147H199V150H197V148L196 147H198V146H196V144L198 143H195L194 141H192V138H190V135H189V133L191 132L192 133V131L194 130L195 131V129H197V127L196 126H198V127H200L201 126V124H202V126L200 127V129L201 128H204V129H206V128H208V126H209V129H213L215 126L214 125H216L215 123H218V122H216V121H218V120H215V121H213L212 119H210V118H206V121H204V118H205V116L206 117H209V116H207L206 114H209V111H210V113H211V111L212 110H209L211 107H212V109H215L214 107H216L217 105L216 104H218L217 102L218 101H215V100H220L219 98H222V97H220V96H225L224 94H226L225 93V91L226 92H228V91H230V93L232 92L231 90H233L234 91V87L235 86H238V84H236L235 82L236 81H234V79L236 80L237 79V75L239 74V76L240 75H242V72L241 73H237V75H234L235 74V69L233 70V73L232 72H230V74L232 73V76H233V78H230V77H232L229 73H227V74H229V75H227V76H229V78L227 79V80H225V78H223L222 77V79H221V81H223V83L225 82L226 84H227V82H228V85H229V79L230 80H232V84H233V81H234V86H231V87H233V88H229L230 87V85H231V82H230V85L229 86H227L225 83V85L227 86V88H226V86H224V85H222V82H220L218 79H220V78H218V79H216V80H214L215 79V77L214 78H210L209 77V79H210V81H209V79H208V74H205V72H201V76H200V79L199 80H201V81H197V82H195L194 80H193V74H191L192 73V71H193V69H192V67L193 66H191V62L189 61L188 62V57H186V56H188L187 54H188V52L186 53V55L184 56H181V53H180V56H179V54H177L178 53ZM254 52H255V54H261V53H258L255 49L253 50ZM92 52V54H94ZM162 52V51H161ZM164 52V51H163ZM162 52V53H163ZM180 52V51H179ZM189 52H191V51H189ZM229 52V53H228ZM235 52V53H234ZM248 52V53H247ZM127 52L125 51V54H126ZM161 53V54H162ZM218 53V54H217ZM223 53H226V54H224L223 55ZM160 54V55H161ZM234 54L235 55H238V56H234ZM123 55H124V53H123ZM226 55V56H225ZM229 55V56H228ZM248 55V56H247ZM262 55V54H261ZM261 55H260V57H261ZM66 56V55H65ZM225 56V57H224ZM228 56V57H227ZM59 57V58H58ZM71 57H73L74 58V56H71ZM180 57V58H179ZM183 57H185V59H182ZM223 57V58H222ZM239 57H241V58H239ZM256 57H258V59H259V61L260 62H262V61H264V57H263V55H262V57H263V59H261L259 56H257L256 55ZM61 58V59H60ZM67 58V57H66ZM239 59V61H238V59ZM59 59V60H58ZM174 59V60H173ZM182 59V60H181ZM187 59V60H186ZM213 59H215L214 61H213ZM235 59H237V60H235ZM257 59V58H256ZM262 61H261V60ZM175 60H176V62H175ZM219 61V62H217V61ZM225 60V61H226ZM242 60V61H241ZM164 61V60H163ZM171 61H173V62H171ZM178 61H179V63H178ZM185 61V62H184ZM217 62V64L215 63L214 64V62ZM248 61V62H247ZM258 61V68H257V66L255 67L256 68V70L258 69H260L259 67H260V62ZM56 62V61H55ZM180 62H184V63H180ZM213 62V63H212ZM221 62V63H220ZM130 63V62H129ZM128 63V64H129ZM131 63H132V61H131ZM130 63V64H131ZM142 62H140L139 64H141ZM175 63V64H174ZM186 63H188V64H186ZM218 63H220V64H218ZM137 64V65H136ZM135 65H134V63H133V65L132 66H134V67H130L127 71H125L119 78H117L116 77V79L115 80H113V82H112V84L113 83H115V82H117V81H120L121 79H123V78H125L127 75H132L134 72H136V70L138 69V63H136ZM143 64V63H142ZM177 64H178V66H177ZM225 64H226V66H227V68L225 67ZM241 64V65H240ZM262 64V63H261ZM264 64V63H263ZM102 65L103 66H101L102 68H101V70H103V71H105L106 70V72L108 71L107 69H106V66L102 63ZM175 66L173 69H175L174 71V73H172V69L170 68V67H172V66ZM184 67H183V66ZM189 65V66H188ZM215 65H218V66H215ZM224 65V66H223ZM230 65V66H229ZM242 66V67H240V66ZM105 66V68L103 69V67ZM170 66V67H169ZM179 66H182L181 68L179 67ZM186 66H188V67H186ZM191 66V67H190ZM219 66H222V67H220V69L218 68ZM228 66L229 67H231L230 68V70H229V68H228ZM263 66V65H262ZM165 67V68H164ZM167 67H169V69L167 68ZM215 67H217V68H215ZM224 67L226 68V69H224ZM233 67V68H232ZM240 67V68H239ZM3 68V69H2ZM71 68V69H70ZM164 68V69H163ZM168 70H167V69ZM177 68H179L178 70H177ZM184 68H186V69H184ZM223 68V69H222ZM67 69V70H66ZM170 69H171V71H170ZM181 69H182V71H181ZM184 69V70H183ZM188 69H190V70H188ZM191 69H192V71H191ZM248 68H243V69H241V71H243V70H245L244 72L246 73V70H247ZM6 70V71H5ZM78 70H76V72H78ZM166 70H167V72H166ZM176 70H177V72H179V74L176 72ZM186 70V71H185ZM221 72H219V71ZM222 70H223V72H222ZM249 70V69H248ZM247 70V71H248ZM257 70V71H258ZM7 71H9V72H7ZM164 71V72H163ZM189 73H188V72ZM6 72V73H5ZM75 71H74V73H76ZM80 72H78V73H76L77 74V77L78 78H80L79 76L81 75L82 77L81 78H83L84 79V75H82V73H80ZM170 74H169V73ZM186 72V73H185ZM218 72L220 73V75L218 74ZM225 72V73H226ZM236 72H238V71H236ZM243 72V73H244ZM10 73V74H9ZM109 73V72H108ZM164 73V75L166 76H163V75H161V74H163ZM168 75H166V74ZM177 73V74H176ZM204 73V74H203ZM258 73V72H257ZM9 74V75H8ZM172 74V75H171ZM174 74H175V77H172V76H174ZM181 74V75H180ZM187 74H190V75H187ZM5 75H8V77L7 76H5ZM79 75V76H78ZM96 75V73L95 74H90L89 76H85V78L87 77V81H89V82H94V77L93 76H95ZM176 75H180V77L178 76H176ZM183 75V76H182ZM204 75H207V76H204ZM219 75V76H218ZM224 75V74H223ZM222 75V76H223ZM226 75V74H225ZM3 76H4V78H3ZM18 78H17V77ZM92 78H91V77ZM110 76H112V74L110 73ZM162 76L164 77L163 79H162ZM187 76V77H186ZM190 76H192V77H190ZM237 76V77H236ZM2 77V78H1ZM7 77V81L5 80V78ZM62 77V78H61ZM74 77H76V75L74 76ZM76 77V78H77ZM184 77V78H183ZM190 79H189V78ZM212 77V76H211ZM236 77V78H235ZM12 78V79H11ZM21 80H20V79ZM80 78V79H81ZM90 78H91V80H90ZM160 78V79H159ZM174 78L177 80H174ZM179 78L181 79V80H179ZM183 78V79H182ZM204 78H206L205 80H204ZM73 79V80H72ZM71 80H72V82L74 81V79L75 78H72ZM80 79H75V81H76V85L79 83V84H81V81H82V83L83 82H85V81H83V79L82 80H80ZM1 80H3L2 81V83H1ZM12 80V81H11ZM80 80V81H79ZM85 80V79H84ZM188 80H190V81H188ZM208 81V83L206 84V82ZM16 81V82H15ZM21 81H22V83H21ZM74 81V82H75ZM155 81V82H154ZM156 81H158L157 83H156ZM205 81V82H204ZM213 81V82H212ZM214 81H216V82H218V83H216V82H214ZM264 81V74H261V73H259L258 75H256L255 77H252L251 79H249L248 80V82H246V83H243V85H244V88L245 89H243L244 90V92L246 91V92H250V90L252 91L253 90V87H251L250 86V83H256V82H263ZM4 82V83H3ZM14 82L15 83H17V85L15 84V85H13L14 84ZM73 82V83H74ZM150 82V83H149ZM175 82V83H174ZM194 82V83H193ZM199 82V83H198ZM201 82V83H200ZM10 83V84H9ZM26 83V84H25ZM149 83V84H148ZM153 83V84H152ZM155 83V84H154ZM174 85H173V84ZM186 83V84H185ZM203 83V84H202ZM212 83V84H211ZM215 83V84H214ZM221 83V85H219V86H223V88L222 87H219V91H218V89H217V87H216V84H220ZM75 84V83H74ZM73 84V85H74ZM151 84V85H150ZM171 84H172V86H171ZM190 84V85H189ZM193 84H194V86H195V88H196V90H195V88H194V86H193ZM198 86H197V85ZM201 84V85H200ZM206 86H205V85ZM236 84V85H235ZM5 85V86H4ZM179 85V86H178ZM182 85V86H181ZM185 85V86H184ZM188 85H189V90H191V88H192V90L194 91V93L195 94H193V98H195V100L194 99H192V100H190V104L188 103L187 105H185V107L183 108L184 109V111L180 114L181 116H178V114H173V112H168L167 111V109L168 108H173V109H177V107H179V105H181L180 103H181V101H182V99H183V95L185 94V93H190V92H192V90L191 91H189L188 90ZM200 85V86H199ZM202 85H204L203 87H202ZM211 85V86H210ZM213 85V86H212ZM215 85V86H214ZM252 85V84H251ZM7 86H9V87H7ZM11 86H12V88H11ZM24 86V87H23ZM27 86H28V88H27ZM187 86V87H186ZM191 86V87H190ZM197 86V87H196ZM208 86L211 88V89H209L208 88ZM175 87V88H174ZM207 87V88H206ZM214 87V88H213ZM4 88V89H3ZM173 88V89H172ZM178 88V89H177ZM194 88V89H193ZM202 88H204V89H202ZM220 88H222V89H220ZM228 88H229V90H228ZM8 89V90H7ZM12 89H14L13 91H11ZM24 89V90H23ZM29 89V90H28ZM181 91H180V90ZM200 89V90H199ZM203 91H205L206 93H207V95L208 96H205L204 98H203V95L202 94H204L205 92H203ZM208 89V90H207ZM212 89L213 90H215V91H212ZM224 89H226V90H224ZM9 91V92H11V93H8V92H6V93H8V95L9 94H14V91H15V95H13V97L11 96V95H9L10 97H7L5 94V92L4 91ZM28 90V91H27ZM107 90V87H103V88H100L99 90H97V91H95L94 93V95H93V97H91L90 98V100L87 102V103H89V102H91V101H93V100H95L96 98H98V97H101L103 94H104V92ZM134 90V91H133ZM19 91H22L21 93L19 92ZM27 91V92H26ZM32 91V92H31ZM132 91V92H131ZM173 91V92H172ZM187 91V92H186ZM189 91V92H188ZM209 93H208V92ZM213 93H212V92ZM18 92V97L16 96V93ZM128 92H130V93H128ZM135 92V93H134ZM182 92V93H181ZM197 92V93H196ZM223 92V93H222ZM29 95H31V96H29ZM33 93V94H32ZM131 93H132V95H131ZM229 93V92H228ZM25 94H27V95H25ZM181 94V95H180ZM201 96V97H199V95ZM220 94V95H219ZM129 95V96H128ZM205 95V94H204ZM213 96V97H211V96ZM227 95V94H226ZM6 96V97H5ZM22 96V97H21ZM23 96H25V97H23ZM27 96V97H26ZM132 96H134V97H132ZM15 97V98H14ZM17 97V98H16ZM128 97V98H127ZM208 97V98H207ZM210 97V98H209ZM216 97H219V98H216ZM11 98V101L12 102H10L9 101V99ZM12 98H14V99H12ZM20 98V99H19ZM26 98H27V100H26ZM198 98H199V100H198ZM215 98V99H214ZM7 99H8V101H7ZM15 99H19V100H15ZM40 99V100H39ZM197 99V100H196ZM206 101H205V100ZM209 99H213L212 101H210ZM15 100V101H14ZM70 100V101H69ZM159 100V101H158ZM179 100H181V101H179ZM202 100V101H201ZM209 100V101H208ZM127 101H128V103H127ZM132 103H131V102ZM170 103H169V102ZM179 101V102H178ZM193 101V102H192ZM204 101H205V103H204ZM207 101H208V103H207ZM216 103H215V102ZM161 103V106H165L166 104V107H164L163 109L164 110H162V107L160 106V103ZM168 102V103H167ZM179 104H178V103ZM203 103V105H201L202 103ZM211 104H210V103ZM228 102V101H227ZM8 103V104H7ZM24 104V105H22V104ZM73 105H72V104ZM84 103V102H83ZM86 103V104H87ZM134 103V104H133ZM149 103V104H148ZM153 103V105H151ZM157 105H156V104ZM165 103V104H164ZM173 105H172V104ZM213 103H215V105L213 104ZM30 106H29V105ZM32 104H34L33 106H31ZM36 104V105H35ZM91 104V103H90ZM121 104V105H120ZM123 104H126V105H123ZM158 104H159V106H158ZM205 104V105H204ZM209 104V105H208ZM212 104L214 105V106H212ZM9 105V106H8ZM18 105V106H17ZM170 105V107H167V106H169ZM171 105H172V107H171ZM177 105V106H176ZM190 105V106H189ZM220 105H224V103L223 104H220ZM46 106V107H45ZM79 106V107H78ZM88 106V105H87ZM117 106V107H116ZM129 106V107H128ZM155 106V107H154ZM158 106V107H157ZM188 106V107H187ZM200 106H201V108H200ZM208 107V110H207V107ZM16 107H14V111H16L17 109H16ZM36 107V108H35ZM51 107V108H50ZM124 107V108H123ZM126 107V108H125ZM151 107H153V109L151 108ZM157 107V108H156ZM190 107V108H189ZM198 107V108H197ZM1 108V107H0ZM25 108V109H24ZM28 109V111H27V109ZM29 108H31V109H29ZM117 108V109H116ZM123 108V109H122ZM148 108V109H147ZM150 108V109H149ZM197 108V109H196ZM37 109V110H36ZM47 109V110H46ZM50 109V110H49ZM124 109H125V111H124ZM156 109V110H155ZM166 109V110H165ZM12 110V111H13ZM20 110V111H21ZM47 112H46V111ZM113 110V111H112ZM139 110H142V111H139ZM146 110V111H145ZM153 110V111H152ZM188 110V111H187ZM0 111H1V109H0ZM11 111V112H12ZM13 111V112H14ZM18 111V110H17ZM16 111V112H17ZM19 111V112H20ZM35 111H36V113H35ZM41 113H40V112ZM131 113H130V112ZM139 112V113H136V112ZM148 111H150V112H148ZM155 111V112H154ZM166 112V114H165V112ZM201 111H203V113H204V115L202 114V112ZM241 111V110H240ZM240 111L238 112V113H236V114H234V119L235 120H240V119H242V117H241V115L243 116V114L245 113V111H241V113H240ZM22 112V111H21ZM31 112H32V114H31ZM46 112V114H44V113ZM49 112V114H47ZM141 112H142V114H141ZM153 112V113H152ZM162 112V113H161ZM208 112V113H207ZM243 112V113H242ZM246 112H248L247 110H246ZM6 113H8L9 114V112H6ZM114 113H115V115H114ZM117 113V114H116ZM129 113V114H128ZM144 113L148 116V118H147V116L146 115H144ZM196 113H199V114H196ZM206 113V114H205ZM0 114V115H1ZM18 113H16V115H17ZM35 114V115H34ZM135 114V115H134ZM149 114H152V115H149ZM169 114V115H168ZM186 114H189L190 115V117H188ZM200 114H202V115H200ZM26 115V116H28V119H26L27 117L25 116V119H26V122H28V123H25V122H23V121H25L24 120V116ZM32 115H34V117L32 116ZM44 115H46V116H44ZM110 115H112V116H110ZM130 115H132V116H130ZM164 117H163V116ZM177 115V116H176ZM197 115V116H196ZM210 115V114H209ZM9 116V115H8ZM15 116V117H14ZM38 116V117H37ZM42 116V117H41ZM114 116V117H113ZM166 116H169V117H166ZM172 116V117H171ZM183 116V117H182ZM195 116V117H194ZM13 117V118H12ZM68 119H67V118ZM101 117V116H100ZM128 117H130V120L132 121H130L129 120V118ZM146 117V118H145ZM160 117H162V118H160ZM166 117V118H165ZM171 117V118H170ZM178 117L180 118V117H182V118H187V119H185V120H191V122L189 123L190 124V126L188 125V127H186L187 129H185V133H182V135L179 133V130L178 131H172V133H169L168 131H167V133H168V135L166 134V128H168V125H169V127L170 126H172L173 125V123L175 122L176 123V121H178L179 119H178ZM196 117H198V119H197V122H195V119H196ZM202 117H204V118H202ZM255 117V118H254ZM9 118H12V120H10ZM29 118H30V120H32V121H28L29 120ZM32 118V119H31ZM36 118H38V119H36ZM63 118H66L61 124H58V125H56V123L60 120V119H63ZM104 118H105V120L107 119V118H109V120L107 119L106 121L104 120ZM168 118V119H167ZM239 118V119H238ZM258 118H259V120H258ZM15 119V121L14 122H16V123H14L13 122V120ZM45 119V120H44ZM111 119H112V121H111ZM113 119H115V120H113ZM133 119H135V121L133 120ZM160 119V120H159ZM166 119V120H165ZM173 119V120H172ZM176 119H178V120H176ZM194 119V120H193ZM207 119H210V120H207ZM256 119L258 120V121H256ZM7 120H10V121H8L7 122ZM41 120H42V122H41ZM121 120L123 121V122H121ZM129 120V121H128ZM152 120L154 121V122H152ZM163 120V121H162ZM201 120H203L205 123H207L208 122V125L207 124H204V122H201ZM212 120V121H211ZM34 121V122H33ZM44 121V122H43ZM104 123H103V122ZM116 121V122H115ZM120 121V122H119ZM127 121V122H126ZM136 121H137V123H136ZM138 121H140V122H138ZM150 121V122H149ZM168 121H172L171 123L170 122H168ZM199 121V122H198ZM211 121V122H210ZM250 121V122H249ZM252 121V122H251ZM256 121V122H255ZM6 122H7V124H6ZM25 123L24 124V126L22 125L23 123ZM30 122V123H29ZM31 122H33V123H31ZM39 123V126H38V123ZM143 122V123H142ZM163 123L162 124V126H161V123ZM209 122L211 123V124H209ZM213 122H215V123H213ZM260 122V123H259ZM35 123V124H34ZM113 123V124H112ZM123 123H126L125 125H123ZM133 123H136V124H133ZM145 123V124H144ZM168 123V124H167ZM198 123V124H197ZM201 123V124H200ZM249 123V124H248ZM15 124V125H14ZM32 124H34V126L36 125V128H34V126L32 125ZM40 124H42V126L40 125ZM47 124V125H46ZM49 124V125H48ZM103 124H105V126L103 125ZM131 124H133V126L131 125ZM138 124H141L140 126L138 125ZM158 126H157V125ZM166 124V125H165ZM192 124V125H191ZM196 124V125H195ZM214 124V125H213ZM9 125H11V124H9ZM32 125V126H31ZM129 125V126H128ZM142 125H144V126H142ZM145 125H152L151 127H152V129H151V127L149 126V127H147V126H145ZM160 125V126H159ZM200 125V126H199ZM205 125V126H204ZM213 125V126H212ZM6 126V127H5ZM22 126V127H21ZM38 126V127H37ZM43 127V128H41V127ZM86 126V127H85ZM109 126H110V128H109ZM125 126V127H124ZM127 126V127H126ZM132 126V127H131ZM166 126V127H165ZM207 126V127H206ZM32 127L34 128V129H37V130H39V131H35L34 129H32ZM40 127V128H39ZM46 127V129H44ZM97 127L99 128L98 130H97ZM117 127H119V128H117ZM121 127V128H120ZM136 127V128H135ZM141 129V130H139L138 131V129L139 128ZM160 127V128H159ZM39 128V129H38ZM105 128V129H104ZM106 128H108V129H110V131L112 130L113 132H110L109 133V130L108 129H106ZM127 128V129H126ZM146 128H150L149 130L148 129H146ZM154 128V129H153ZM158 128V129H157ZM164 128V129H163ZM189 128V129H188ZM194 128V129H193ZM241 128V129H240ZM249 128H251L252 129V131H251V129L250 130H248ZM22 131V133L21 134H23V137L22 136H20V130ZM42 129V130H41ZM52 129V130H53ZM116 129H118L119 130V132H118V130H116ZM143 129V130H142ZM163 131H162V130ZM192 131H191V130ZM208 129V131H210ZM0 130V132H2ZM51 130V131H52ZM115 130V131H114ZM152 130V131H151ZM157 130V131H156ZM188 130L190 131V132H188ZM239 130V131H238ZM259 130V131H258ZM260 130H262L263 131V134H261L262 133V131H261V133H259V134H261V135H263V136H256L257 134H258V132H260ZM87 131V132H86ZM91 131V132H90ZM92 131H93V134H92ZM94 131H96L95 133H94ZM105 131H106V133H109L108 135L105 133ZM108 131V132H107ZM136 131H137V133H136ZM142 131H144L145 132V134L144 135H142ZM151 131V132H150ZM226 131H225V133H226ZM227 131V132H228ZM237 131V132H236ZM258 131V132H257ZM37 132V133H36ZM86 132V133H85ZM99 132H101L100 134H99ZM122 134H121V133ZM124 132V133H123ZM149 132V133H148ZM155 132H157L156 134H158V135H155V136H159V137H161L160 135H162L163 137L164 136H169L170 134H171V137H178V139L177 140H175V142L176 141H181L180 143H184V138L185 137H187L188 135V138H190L191 139V141L192 142H194L195 144H193L192 142H190V140L189 139H185L186 140V144L187 143H189V145H190V143H191V146H194V147H190L189 148V145L187 144V145H185V147H184V144H178L177 142H176V145L173 143L171 146L170 145H168V146H165L164 148H162V149H160V151H157V153H156V155H155V152L153 151V150H151V147H150V141L155 137L153 134H155ZM162 132V133H161ZM163 132H165V133H163ZM178 132V133H177ZM204 132V131H203ZM212 131H210V133L212 134L213 133ZM256 132V133H255ZM33 133H35V135L33 134ZM88 133V135L91 133L93 136V138L91 137V134L89 135V137H88V135H85V134H87ZM139 133H141V134H139ZM187 133H188V135H187ZM194 133V132H193ZM206 133H209V132H205V134ZM225 133H223L224 135H227V133L225 134ZM233 133V134H232ZM10 134V135H9ZM62 134V133H61ZM60 134V135H61ZM99 136H98V135ZM121 134V135H120ZM129 135V137H127L128 135ZM137 136H136V135ZM164 134H166V135H164ZM175 134V135H174ZM204 134V133H203ZM2 135V136H1ZM33 135V136H32ZM59 135V136H60ZM94 135L96 136V137H94ZM103 135V136H102ZM106 135L107 136H109V137H107L106 138ZM133 135H134V137H133ZM173 135V136H172ZM3 136H5V138L3 137ZM7 136H8V138H9V136H10V138H9V140L10 141H12L11 143H10V141H8V138H7ZM22 137L21 138V140H19V137ZM30 136H32V137H30ZM105 137L104 139L102 138V137ZM116 136V137H115ZM180 136H184L183 138L182 137H180ZM196 136V137H197ZM209 138H208V137ZM228 136V135H227ZM3 137V138H2ZM18 137V138H17ZM29 137V138H28ZM58 137V136H57ZM57 137H56V139L55 140H57ZM99 139H98V138ZM100 137H101V139H100ZM133 137V138H132ZM137 137V138H136ZM147 137H148V139H147ZM150 137H152V139L150 138ZM229 137H230V135H229ZM256 137V138H255ZM260 137V138H259ZM7 138V139H6ZM16 138H17V141H16ZM28 138V139H27ZM61 138V137H60ZM60 138H58V140L60 139ZM94 139V140H92V139ZM127 138H129V139H127ZM136 138V139H135ZM141 138V139H140ZM195 138V137H194ZM199 138V137H198ZM223 138L225 139L226 137L225 136H223ZM257 138H258V140L259 141H257ZM3 139V140H2ZM27 139V140H26ZM30 139V140H29ZM88 139H91V141H93V142H91L90 140H88ZM98 139V140H97ZM108 139V140H107ZM115 139V140H114ZM132 139H133V141H132ZM135 139V140H134ZM150 139V140H149ZM179 139H181V140H179ZM253 139V140H252ZM13 140H15V141H13ZM19 140V141H18ZM24 140V141H23ZM29 140V141H28ZM54 140V139H53ZM52 140V141H53ZM97 142H96V141ZM105 141V143L103 142V141ZM111 140V141H110ZM140 140V141H139ZM149 142V143H147V141ZM183 140V141H182ZM227 140H228V142H227ZM256 140V141H255ZM2 141V142H1ZM21 141V142H20ZM28 141V142H27ZM102 141V142H101ZM108 141V142H107ZM114 141V142H113ZM123 141V142H122ZM129 141H132V142H129ZM214 141H215V143H214ZM14 142V143H13ZM31 142H32V140H31ZM51 142V141H50ZM100 142V143H99ZM140 142V143H139ZM145 142V143H144ZM209 142H210V140H209ZM257 142H258V144H257ZM2 143V144H1ZM56 143V141L55 142H53V144H55ZM92 143H93V145H92ZM99 143V144H98ZM114 143V144H113ZM117 143V144H116ZM139 143V144H138ZM147 143V144H146ZM215 145H214V144ZM255 145H254V144ZM16 144V145H15ZM57 144V143H56ZM91 144V145H90ZM94 144H95V146H98V147H94ZM97 144V145H96ZM106 144V145H105ZM108 144V145H107ZM143 145V147H142V145ZM193 144V145H192ZM210 144V145H209ZM226 146L225 147V149H221V147L223 148V146ZM238 144V145H237ZM256 144H257V147H258V149H257V147H256ZM18 145V146H17ZM21 145V146H20ZM109 145L111 146V147H109ZM135 145H136V147H135ZM145 145V146H144ZM149 145V146H148ZM173 145H175L176 147H177V145L178 146H182L181 148L180 147H177V149L179 150V148H180V150H181V153H178L177 154V152H179L178 150L175 152L174 151V149H175V146H173ZM219 145H221V147H220V149L222 150V152H220L219 151V149L217 148V149H215V147H219ZM230 145V146H229ZM12 146V147H11ZM17 146V147H16ZM107 146H108V148H107ZM128 146V147H127ZM172 146H173V148H172ZM208 146V147H207ZM233 146V145H232ZM255 146V147H254ZM10 147V148H9ZM18 147H19V149H18ZM101 147V148H100ZM106 147V148H105ZM138 147V148H137ZM150 149H149V148ZM189 149H191V150H189ZM207 147V150L205 149ZM242 147V150L241 151H244L243 152V154H242V152H241V154L243 155V156H247L248 154V152L247 151H245L246 149L247 150H249V147L247 148V147H245V149ZM8 148V149H7ZM12 148V149H11ZM135 148H137L138 150H136ZM147 148H148V150H150V151H148L147 150ZM169 149H171L169 152L170 153H172L173 151H174V153H176L175 155H173L174 153H172V154H170L169 152H168V150ZM100 149V150H99ZM133 149V150H132ZM166 149V156H165V150ZM188 149V150H187ZM106 152H105V151ZM186 150V151H185ZM195 150V151H194ZM143 151V152H142ZM164 151V152H163ZM172 151V152H171ZM185 151V152H184ZM187 151H189V154H190V151L192 152V153H195V155L193 154V156L195 157V158H193V156H192V158L193 159H191L190 157V155H192V154H190V155H188L187 154V156H185V155H183V154H186L187 153ZM223 151L224 152H227V153H229V154H224L223 153ZM41 152V151H40ZM146 152H149V153H146ZM150 152L152 153V154H150ZM158 152H160L161 153V155H160V153L158 154ZM163 152V153H162ZM183 152V153H182ZM199 152V153H198ZM201 152V153H200ZM247 152V153H246ZM259 153V154H261V156L260 155H256V153H254L255 155H256V157H262V158H264V156H262V154L264 153ZM8 153V154H7ZM104 153H106V155L104 154ZM144 153H146V155L144 154ZM206 153V154H205ZM249 153H250V150H249ZM7 154V156H5ZM18 154V155H17ZM40 154V153H39ZM119 154H120V156H119ZM139 154V155H138ZM144 154V155H143ZM155 156H154V155ZM163 154V155H162ZM181 154V155H180ZM230 154H232L231 156H230ZM236 154V155H237ZM240 153H239V155H237L238 156V160H239V158H241V155ZM244 154H246V155H244ZM253 154V158H255V155ZM34 155V156H33ZM104 155V156H103ZM123 157H122V156ZM144 157H146V158H144ZM150 155H152V156H150ZM159 155V156H158ZM167 155L170 157H167ZM179 155V156H178ZM185 157H183V156ZM224 155V158L226 157V156H229V157H226L225 159H223L222 158V156ZM236 155H233L232 156V158L229 160V161H231V163L233 164V162L235 161L236 162V164H237V161L238 160H234V159H237V156ZM264 155V154H263ZM116 156H117V158H118V160H117V158H116ZM119 156V157H118ZM128 156V157H127ZM132 156V157H131ZM142 156V157H141ZM147 156H148V158H150V159H148L147 158ZM157 156V157H156ZM163 157V160H162V157ZM174 156V157H173ZM177 156V157H176ZM180 156H181V159H180ZM190 156V157H189ZM198 156V157H197ZM217 156H219L218 157V159H217ZM235 156V157H234ZM125 157V158H124ZM161 157V158H160ZM187 157H189L190 159H188ZM216 157V158H215ZM62 158V159H61ZM143 158V159H142ZM151 158H154L155 159V161H154V159H153V161H152V159ZM157 158H159V159H157ZM167 158V160H165ZM172 158H173V160H172ZM177 158H179L178 160H177ZM184 158V159H183ZM187 158V160H185ZM63 159L65 160V161H63ZM123 159V160H122ZM161 159V160H160ZM170 159V160H169ZM175 159V160H174ZM222 159V160H221ZM6 160V161H5ZM104 160V161H103ZM144 160V161H143ZM173 162H172V161ZM177 160V161H176ZM181 160V161H180ZM188 160H191L190 162L188 161ZM194 162H193V161ZM233 160V161H232ZM5 162V163H2V162ZM167 161V162H166ZM186 161V162H185ZM34 162V163H33ZM48 162V161H47ZM107 162V163H106ZM123 162V163H122ZM150 162V163H149ZM154 162V163H153ZM157 162V163H156ZM168 162H169V164H168ZM171 162V163H170ZM183 162V163H182ZM186 164H185V163ZM261 163H263L262 161H260ZM24 163H25V161H24ZM139 163H140V165H139ZM149 163V164H148ZM153 165H152V164ZM156 163V164H155ZM166 163V164H165ZM172 163H173V165H172ZM4 164V165H3ZM44 164V165H45ZM109 164V165H108ZM163 164V166H164V168H163V166H159V165H162ZM165 164V165H164ZM176 166H175V165ZM177 164H178V167H177ZM184 166L183 168H182V165ZM188 164H190V166L188 165ZM192 164H193V166H192ZM198 164V163H197ZM217 164V163H216ZM225 164H227V163H225ZM32 165V166H31ZM126 165V166H125ZM181 165V166H180ZM186 165V166H185ZM215 165V164H214ZM228 165H230V163L228 164ZM234 166H236L235 165V163L233 164ZM34 166V167H33ZM175 166V168H173ZM187 166H188V168H187ZM191 166H192V168H191ZM196 166V167H195ZM6 167V168H5ZM38 167H37V169H38ZM41 167L38 169L39 171L41 170ZM52 167V168H51ZM151 167H152V169H151ZM154 167V168H153ZM161 167V168H160ZM166 167H169V168H166ZM171 167H172V169H171ZM180 167V168H179ZM231 167H232V165H231ZM8 168V169H7ZM60 168H61V170H60ZM64 169V171H66V172H61L63 169ZM144 170H143V169ZM157 168L159 169L158 171H157ZM182 168V169H181ZM187 169V170H185V171H183L184 169ZM77 169V170H76ZM169 169V171H167ZM176 169V170H175ZM7 170V171H6ZM67 170H70L69 171V173L70 174H72V175H69V173H67ZM82 172H81V171ZM166 171V172H163V171ZM4 171V172H3ZM9 171V172H8ZM42 171H40L39 173H42ZM47 171V172H46ZM148 171V172H147ZM155 171V172H154ZM170 171H172V172H170ZM178 171V172H177ZM181 171H183V173H181ZM186 171H187V176H188V178H185L186 177ZM195 171V172H194ZM3 172V173H2ZM11 172V173H10ZM71 172H73V173H71ZM158 172V173H157ZM175 172H177V173H175ZM179 172L181 173V175L183 176V174L185 175V176H183L182 177V179L180 180L179 178H181V175L179 176V178L178 177H175V176H178L179 175ZM188 172H190V173H188ZM7 173H10V174H7ZM43 173V174H44ZM64 173H67L66 175H63ZM79 173H80V175H79ZM156 173H157V176H156ZM161 173V174H160ZM172 173H173V175H172ZM193 173H195L196 175H194ZM62 174V175H61ZM149 174V175H148ZM153 176H152V175ZM160 174V175H159ZM178 174V175H177ZM190 174V175H189ZM191 174H193V175H191ZM11 177H10V176ZM69 175V176H68ZM73 175L75 176V175H77V176H75V177H73ZM147 175V176H146ZM167 175H169V176H167ZM171 175H172V177H171ZM175 175V176H174ZM81 178H80V177ZM150 176H152V177H150ZM166 176V177H165ZM190 176V177H189ZM191 176H195V177H191ZM197 176V177H196ZM199 176V177H198ZM64 178L65 180H64V182L61 180V178ZM66 177H68L67 179H66ZM84 177V178H83ZM151 179H150V178ZM153 177H155V178H153ZM158 177H159V179H158ZM161 177H164L165 179V181H166V179H167V177H168V179H169V177H170V180H168L167 179V182L166 183H163V182H165L163 179H161ZM173 177H175V179L177 180V179H179L180 181H176L175 180V182H174V184H172L171 185V183L173 182ZM14 178V179H13ZM50 178V179H49ZM69 178H71V179H69ZM74 178V179H73ZM227 178V177H226ZM226 178L225 177H223V178H221V179H223V180H221V182H219L218 184H223V182H224V184L226 185V186H228L230 183H229V179L230 178H227L228 180H226ZM12 179L14 180V182L12 181ZM52 179V180H53ZM57 179V180H56ZM79 179V180H78ZM81 179V180H80ZM149 179V180H148ZM153 179H155L154 181H153ZM157 179V180H156ZM161 179V180H160ZM173 179V180H172ZM224 179H225V181H224ZM51 180V181H52ZM74 181V183H73V181ZM87 180V181H86ZM92 180H93V182H92ZM163 180V181H162ZM50 181V182H51ZM57 181V182H56ZM59 181V182H58ZM72 181V183H70V182ZM78 181V182H77ZM80 181H82V182H80ZM95 181V182H94ZM155 181H157L158 182V185H156L157 184V182L155 183ZM171 183H170V182ZM190 181V182H191ZM228 183H227V182ZM261 181H263L262 183L260 182V183H258L257 185H255L254 186V188H253V190L248 194V196H249V200H250V205H253V206H256V205H259V204H261V202H264V194L262 195L261 193H260V191L262 190V188L264 187V178H263V180H261ZM5 182H7V183H5ZM10 182V183H9ZM80 182V183H79ZM87 183V184H85V183ZM6 185H5V184ZM9 183V184H8ZM58 183V184H57ZM69 183H70V186H68L69 185ZM79 183V184H78ZM161 185H160V184ZM179 183V184H178ZM13 184H14V186H13ZM46 184H48V185H46ZM61 184V185H60ZM64 184V185H63ZM66 184V185H65ZM74 184V185H73ZM80 184H81V186H80ZM104 184V185H103ZM168 184H170L169 186H168ZM223 184V185H224ZM14 187H12V186ZM85 187H84V186ZM156 185V186H155ZM160 185V186H159ZM164 185V186H163ZM224 185V186H225ZM7 186V187H6ZM60 186V187H59ZM67 186V187H66ZM78 186H79V188H78ZM90 188H89V187ZM157 186H159V187H157ZM161 186H162V188H161ZM262 186V187H261ZM54 187V188H53ZM66 189H65V188ZM70 187V188H69ZM71 187L74 189H71ZM81 187V188H80ZM122 187H123V189L124 190H122ZM168 187V188H167ZM178 189H177V188ZM193 187V188H192ZM257 187V188H256ZM76 188V189H75ZM81 190V192L80 191H77V193H76V190ZM82 188H83V190H82ZM161 188V189H160ZM169 188H171V189H169ZM174 188V189H173ZM176 188V189H175ZM201 188V189H200ZM221 188V189H220ZM54 189V190H53ZM68 189V190H67ZM91 189V190H90ZM143 191H142V190ZM166 189V190H165ZM167 189H169V190H167ZM58 190V191H57ZM66 190L68 191V192H70V193H68V192H66ZM69 190H71V191H69ZM101 190V191H100ZM172 190V191H171ZM174 190V191H173ZM201 190H203V191H201ZM216 190V191H215ZM73 191V192H72ZM75 191V192H74ZM159 191H161V192H159ZM177 191H178V193L180 194V195H176V194H178L177 193ZM183 191V192H182ZM201 191V192H200ZM222 191L224 192L223 194H222ZM66 194H65V193ZM80 192V193H79ZM103 192V193H102ZM182 192V193H181ZM67 193L68 194H70V196L69 195H67ZM71 193H72V198H71ZM81 193H83V194H87V195H83V194H81ZM169 193V194H168ZM184 193V194H183ZM200 193V194H199ZM261 195H260V194ZM75 194H76V196H75ZM77 194L79 195V196H81V197H79V196H77ZM81 194V195H80ZM160 194V195H159ZM202 194V195H201ZM217 194V195H216ZM221 194V195H220ZM60 195V196H59ZM66 195V196H65ZM73 195H74V197H73ZM167 195H169V197H170V195H172V200L170 201L169 200V197L167 196ZM195 195V196H194ZM215 195V196H214ZM224 195V196H223ZM65 196V197H64ZM68 196V197H67ZM83 196H84V198H83ZM86 196V197H85ZM95 196V197H94ZM163 196V197H162ZM164 196H165V198H164ZM181 196V197H180ZM192 196H194V198L193 199H191L190 197H192ZM216 196H221V198L223 199H221V203H220V206L218 207V209L216 210V214H215V223H214V225L212 226V228H211V230H210V232L205 236V238L206 239H211L212 237H214L215 235H217V234H219V233H221V232H226L227 230V232H229L230 231V229L232 230V231H234V232H236L235 234H234V236H231L229 239V243L231 244V245H235V246H237V248L238 247H240V246H242L243 244H244V240H247V243H248V249L250 250V255L247 257V256H245V258L246 259H243V260H240V258L242 259V257L244 258V255H246V254H241V251H242V253H243V247H240L239 249H237L236 250V252L237 253H234L235 251H232L231 253H221L222 252V250H215L214 252L215 253H217V254H222V256L220 255L219 257H220V259H219V257L217 258L216 256H217V254H216V256L215 255H213L214 253L213 252H205L204 251V248L202 249V242L201 241H198L197 239H196V237H197V225H198V223H199V221H198V219H195V217H194V214H192V212H191V210H192V208H191V204H187V205H185L184 203H182L183 202V200H186L187 198V200L188 201H191L192 200V204L193 203H195V204H204V202H207L210 198H213V197H216ZM77 197H78V199H77ZM93 197V198H92ZM106 197V198H105ZM131 198V200H130V198ZM150 197V198H149ZM161 197H162V199L164 198V200H161V201H163V203H164V205L160 202V199H161ZM204 197V198H203ZM207 197H208V199H207ZM225 197V198H224ZM66 200H65V199ZM70 198L71 199H73V201H72V203H68V202H70ZM74 198H76V199H74ZM79 198H80V200H83V201H79ZM96 198V199H95ZM98 198V199H97ZM64 199V200H63ZM69 199V200H68ZM85 199H86V201L87 202H85ZM141 199V200H140ZM144 199V200H143ZM177 199V200H176ZM178 199H180V200H178ZM191 199V200H190ZM77 200L79 201V202H77ZM102 200V201H101ZM167 201V203H166V205H165V202ZM170 202H169V201ZM176 200V201H175ZM202 200H204V201H202ZM64 201H66V205L64 204L65 202ZM68 201V202H67ZM76 201V202H75ZM92 202V203H91ZM173 203V205L174 206H172V203ZM231 202H233V203H231ZM73 203H76V205L75 206H77V207H79V206H85L86 208H88L87 210H84V209H86V208H83V207H81V210H80V207H79V209H75V208H77V207H75L74 205H73ZM78 203H79V205H78ZM80 203H83V205H80ZM87 203H88V205H87ZM90 203H91V205L93 206V207H91V205H90ZM151 203H152V206H151ZM162 204V205H161ZM72 205V206H71ZM134 205V206H133ZM171 205V206H170ZM176 205V206H175ZM178 205V206H177ZM181 205V206H180ZM229 205H232L231 207L232 208H234V209H232V210H236L238 213L236 214V215H233V212H231V211H227V207L229 206ZM100 206H102V207H100ZM104 206V207H103ZM137 206V207H136ZM170 206V207H169ZM188 206H189V209H188ZM225 206H226V208H225ZM172 207H174V208H172ZM176 207V208H175ZM223 207V208H222ZM242 207H243V209H242ZM91 208H93V209H91ZM153 208H155V209H153ZM166 208V209H165ZM185 208V209H184ZM203 208H204V206H203ZM226 210H225V209ZM246 210H245V209ZM89 209H91V211L89 210ZM178 209V210H177ZM222 209H224V210H222ZM74 210H76L75 212H74ZM84 212H83V211ZM100 211V212H96V211ZM139 210V211H138ZM148 210V211H147ZM175 211V213H174V211ZM81 213H79V212ZM83 212V214H82V212ZM85 211H86V213H85ZM93 211V212H92ZM179 211V212H178ZM226 211V212H225ZM241 211V212H240ZM90 212V213H89ZM72 213H74V214H72ZM78 213V214H77ZM89 213V214H88ZM140 213V214H139ZM143 213V214H142ZM159 214V215H158ZM229 216H228V215ZM73 215H74V217H73ZM88 215V216H87ZM97 215L99 216V217H97ZM177 217H176V216ZM190 215H192V216H190ZM225 215H227V219H225ZM230 215H231V217H230ZM76 216H78V217H76ZM160 216V217H159ZM179 216V217H178ZM232 216H233V218H235V219H233L232 218ZM158 217V218H157ZM169 217V218H168ZM188 217V219H186ZM194 217V218H193ZM238 217V218H237ZM68 218H69V216H68ZM71 218H69V221H70V223H72V224H74V222L73 221H71L72 219ZM229 218H231V219H229ZM218 219H219V221H218ZM241 219V220H240ZM77 220V221H78ZM148 220H149V222H148ZM228 220V221H227ZM146 221V222H145ZM184 221V222H183ZM187 221H188V223H187ZM12 220L9 218V214H5L4 212H3V209H2V207L0 206V264H42L41 262H39L38 260H36V259H34V257H33V251H32V249H28V247L26 246V244L24 243V240H23V237H22V235L19 233V232H15V228H13L12 227ZM79 222H81V221H79ZM189 222H191V224L192 225H190V223ZM220 222V223H219ZM228 222V223H227ZM151 225H150V224ZM226 223H227V226H226ZM160 224V225H159ZM187 224V225H186ZM188 224L190 225V227L188 226ZM195 224V225H194ZM243 224H244V226H243ZM159 225V226H158ZM220 225V226H219ZM229 225V226H228ZM30 226V225H29ZM131 226H134V227H131ZM153 228H152V227ZM193 226H195L194 228L196 229H194L193 228ZM230 226H232V227H230ZM31 227V226H30ZM164 227V228H163ZM134 228V229H133ZM162 229V230H160V229ZM185 228V229H184ZM191 228V229H190ZM251 228V229H250ZM137 229V230H136ZM192 229H194V230H192ZM219 229V230H218ZM251 231H250V230ZM135 230H136V232H135ZM160 230V231H159ZM189 230V231H188ZM218 230V231H217ZM147 231V232H146ZM156 231V232H155ZM166 232L165 234L164 233H162V232ZM187 231V232H186ZM192 231V232H191ZM216 231V232H215ZM169 232V233H168ZM171 232V233H170ZM189 232V233H188ZM194 232V234H195V239H193V235L194 234H192ZM217 232H219V233H217ZM168 233V234H167ZM164 234V235H163ZM191 234V235H190ZM162 235V236H161ZM190 235V236H189ZM212 235V236H211ZM149 236V237H148ZM239 236H240V238L242 239V240H240V238H239ZM144 238V239H143ZM157 238V239H156ZM159 238V239H158ZM189 238V239H188ZM163 239V240H162ZM168 239V240H167ZM251 239V240H250ZM136 240V241H135ZM161 240V241H160ZM170 240V241H169ZM187 240V241H186ZM196 240V241H195ZM159 241V242H158ZM235 241V242H234ZM242 244V245H239L240 243ZM163 242L165 243V244H163ZM197 242H198V244H197ZM243 242V243H242ZM160 243V244H159ZM191 243V244H190ZM194 243H196V245L194 244ZM201 243V244H200ZM235 243V244H234ZM187 245V246H186ZM155 246V247H154ZM183 246H184V248H183ZM186 246V247H185ZM195 246V247H194ZM197 246H201V247H197ZM180 249V250H182L181 251V253L180 252H178V251H180L178 248ZM182 247V248H181ZM159 248V249H158ZM163 248H165L164 250H163ZM158 249V250H157ZM167 249V250H166ZM178 249V250H177ZM199 249V250H198ZM242 249V250H241ZM202 250V251H201ZM126 251V252H125ZM128 251V252H127ZM152 251V252H151ZM218 251V252H217ZM220 251V252H219ZM223 251H225V250H223ZM254 251H255V253H254ZM168 252V253H167ZM172 252V253H171ZM183 252V253H182ZM185 252V253H184ZM204 252V254H202V253ZM225 252H227V251H225ZM240 252V253H239ZM150 253H151V255H152V253H153V257H151L150 256ZM171 253V254H170ZM176 253H179V254H176ZM206 253H207V255H206ZM127 254H129V255H127ZM172 254L174 255V257L172 256ZM184 254H187L186 256H184ZM200 254H201V256L203 255V258H201V257H199L200 256ZM210 254H212V256L210 255ZM227 254H230L229 256L227 255ZM231 254L233 255V256H235L236 254L238 255V254H240V255H243V256H235L234 257V259H233V257L231 256ZM235 254V255H234ZM146 255V256H145ZM155 255V256H154ZM181 255L183 256V257H185V258H181ZM194 255H196V256H194ZM209 255H210V257H212V259H214V261H216V262H214V261H211V258L209 259L210 261L209 262H207L208 261V259H207V257L209 258ZM223 255H225V257L223 256ZM172 256V257H171ZM191 257V258H189V257ZM205 256V257H204ZM216 257V259H215V257ZM133 257V258H132ZM188 257V258H187ZM198 257L200 258V260H199V263H198ZM214 257V258H213ZM221 257H223V258H221ZM229 257V258H228ZM236 257H237V259H239V261L238 260H235L236 259ZM238 257H240V258H238ZM170 258H172V259H170ZM174 258V259H173ZM178 258V257H177ZM179 258H178V260H179ZM204 259V260H203ZM223 259V263L221 262V260ZM150 260V261H149ZM158 260H159V262H158ZM180 260H179V264H181V263H186L187 264V261L185 262H181L180 263ZM196 260V261H195ZM220 260V261H219ZM175 261V262H174ZM201 261V262H200ZM219 262V263H218ZM194 263V264H195Z\"/></svg>",
    "mask_w": 264,
    "mask_h": 264
},
{
    "label": "water",
    "instance_id": "95a60500",
    "mask_svg": "<svg viewBox=\"0 0 264 264\" xmlns=\"http://www.w3.org/2000/svg\"><path fill=\"white\" fill-rule=\"evenodd\" d=\"M249 1V0H247ZM235 3H232V7L228 6L224 10H222L220 13L215 15L212 19L198 27L196 30L191 32L189 35L181 39L179 42L171 46L169 49H167L165 52H163L160 56L156 57L152 61H150L148 64H146L144 67L133 73L130 77L119 83L117 86H115L110 91L106 92L104 95L93 101L91 104L86 106L84 109L76 113L73 117L68 119L66 122L55 128L53 131L48 133L45 137L34 143L32 146L27 148L26 150L22 151L15 159L14 162V169L18 173L19 177L21 178L22 182L26 186V188L29 190L31 195L34 197L42 211L45 213V215L48 217L52 225L55 227L57 232L60 234L64 242L67 244L69 249L72 251L74 256L77 258V260L80 262V264H89L80 249L77 247V245L74 243L72 238L68 235L60 221L56 218L52 210L48 207L44 199L41 197V195L38 193L30 179L23 173L22 171V162L30 155L38 151L41 147H43L45 144L56 138L58 135H60L62 132L67 130L69 127H71L73 124L78 122L80 119L88 115L90 112L95 110L97 107H99L102 103L119 93L121 90H123L126 86L130 85L132 82L140 78L142 75L146 74L148 71H150L152 68L160 64L163 60L170 57L172 54L186 46L188 43L193 41L195 38L200 36L203 32L208 30L210 27L221 21L223 18H225L227 15L238 9L235 7ZM240 3L244 4V0H240Z\"/></svg>",
    "mask_w": 264,
    "mask_h": 264
},
{
    "label": "snow or ice",
    "instance_id": "6c2138e0",
    "mask_svg": "<svg viewBox=\"0 0 264 264\" xmlns=\"http://www.w3.org/2000/svg\"><path fill=\"white\" fill-rule=\"evenodd\" d=\"M246 2H247V0H244V3H246ZM230 7H232V5H230ZM235 7H237V8L243 7V4L240 3V0H236Z\"/></svg>",
    "mask_w": 264,
    "mask_h": 264
}]
</instances>
